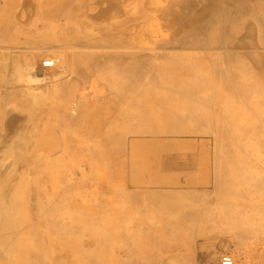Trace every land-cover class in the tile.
<instances>
[{"label":"bare ground","instance_id":"obj_1","mask_svg":"<svg viewBox=\"0 0 264 264\" xmlns=\"http://www.w3.org/2000/svg\"><path fill=\"white\" fill-rule=\"evenodd\" d=\"M16 1V0H15ZM32 1V0H31ZM30 1V2H31ZM34 1V0H33ZM32 1V2H33ZM46 1V0H45ZM85 1V0H83ZM89 2V0H87ZM104 1V0H103ZM116 0H114L115 2ZM121 1V0H120ZM133 1V0H132ZM145 0H143L144 2ZM176 1V0H175ZM230 1V0H229ZM235 1V0H234ZM240 2H243V1H249V0H238ZM263 1V0H262ZM17 2V1H16ZM29 1L27 2L30 3ZM35 2V1H34ZM72 2V1H71ZM94 2V0L92 1ZM92 2H89L88 4L92 3ZM128 2V1H126ZM136 5V2L133 1ZM139 2V1H138ZM149 2V1H148ZM220 2V1H219ZM232 2V1H231ZM36 3V2H35ZM76 3V1H75ZM75 3L71 4L72 6H68L67 7V11L70 13V14H74L75 10V7H78L80 6L78 3L77 5L78 6H75ZM119 3V2H118ZM117 3V4H118ZM122 3H123V0H122ZM152 3V2H151ZM151 3H148L147 2L145 3V5H151ZM160 3V2H159ZM171 3V2H170ZM178 3V2H177ZM225 3H228V2H225ZM234 3V2H233ZM25 4V3H24ZM34 4V3H33ZM53 4V3H52ZM84 4V3H83ZM86 4V3H85ZM87 4V5H88ZM93 4V3H92ZM117 4L113 5L114 7L116 8H107L105 10H99L98 13L94 16H92L93 14L92 13H89L88 15L86 13L82 14L81 16L83 17V19L88 22L90 25H93L94 24V21H95V24L99 23V22H96L99 18H102L101 19V22L102 23H108L109 26L111 27V30L114 32V35L115 33L117 32H120L121 34H126L127 31H129V28L133 27L135 28V26L139 23L141 24L140 22H147L146 20H144V12H137V13H134L133 10L135 8L138 7V5H134V9L133 7H131L130 5L133 6V4L131 3L129 6H130V10L133 9V10H129V6L125 9L124 6L121 7L120 4H119V7L120 8H123L121 10H125L122 14H120L117 9ZM128 4V3H126ZM153 4V3H152ZM192 4V3H191ZM229 4V3H228ZM17 5H18V2H17ZM16 5V6H17ZM20 5V4H19ZM29 5V4H28ZM31 6H33L31 3H30ZM35 5V4H34ZM61 5V4H60ZM104 5V4H103ZM124 5V4H123ZM190 5V4H189ZM225 7H228L226 6V4H224ZM223 5V6H224ZM232 5V3H231ZM235 5V4H234ZM4 6V5H3ZM75 6V7H74ZM141 6V5H140ZM139 6V7H140ZM167 6V5H166ZM244 6V5H243ZM20 7H23L22 5ZM24 7H26V4L24 5ZM35 7V6H34ZM91 7V6H89ZM95 7V5H94ZM111 7V6H110ZM138 7V9H139ZM143 7V6H142ZM149 7V6H148ZM153 7V6H152ZM235 7V6H234ZM254 7V6H253ZM251 7V8H253ZM33 8V7H31ZM80 8V7H79ZM159 10L163 11L165 9H168L169 7L167 8H161V7H157ZM161 8V9H160ZM216 8V7H215ZM224 8V7H223ZM222 8V9H223ZM239 8V7H237ZM19 9V8H18ZM39 9V8H38ZM37 9V10H38ZM85 9L88 10V8H86L85 6ZM95 9V8H94ZM113 9V10H112ZM117 9V10H116ZM128 9V10H127ZM137 9V10H138ZM143 9V8H142ZM141 9V10H142ZM144 9H145V6H144ZM153 9V8H152ZM151 9V10H152ZM157 9V10H158ZM171 10V8H169ZM168 9V10H169ZM211 9V7H210ZM235 9V8H234ZM247 9V8H246ZM20 10V9H19ZM18 10V11H19ZM32 10V9H31ZM36 10V12H38ZM154 10V9H153ZM169 10V11H170ZM225 10V9H224ZM237 10V9H235ZM240 10V9H238ZM22 11V10H21ZM43 11V10H42ZM89 11V10H88ZM87 11V12H88ZM143 11V10H142ZM149 11V10H147ZM168 11V12H169ZM229 11V10H228ZM241 11V10H240ZM257 11V10H256ZM32 12H35L32 10ZM44 12V11H43ZM58 12V10H57ZM56 12V14H57ZM61 12V11H60ZM67 12V13H68ZM80 11H78L79 13ZM91 12V11H90ZM122 12V11H120ZM159 12V11H158ZM167 12V11H166ZM216 12V11H215ZM243 12V11H242ZM247 12V11H246ZM18 14H20L19 12H17ZM27 13V12H25ZM40 13V12H39ZM77 12H75V15L77 16L76 14ZM82 13V12H81ZM160 13V12H159ZM163 13V12H162ZM171 13V11H170ZM173 13H175V11H173ZM172 13V16H174V14ZM23 14V13H21ZM55 14V13H53ZM59 14V13H58ZM62 14V13H61ZM69 14V16H70ZM153 14L152 12L150 13V15ZM232 14V12H231ZM244 14V12H243ZM254 14V13H253ZM17 15V14H16ZM27 15H29V13H27ZM25 15V16H27ZM158 15V14H156ZM166 15V14H165ZM168 15V14H167ZM205 15V13H204ZM240 15V14H239ZM19 16V15H18ZM33 16V14H32ZM36 16V15H35ZM52 16V15H51ZM54 16V15H53ZM147 16V15H146ZM161 17H157L159 18L158 20H160L162 18V14L160 15ZM234 17H236L237 15H233ZM242 16V15H241ZM258 16V15H257ZM261 16H264V15H261ZM11 17H14L11 16ZM31 17V16H30ZM36 17H39V16H36ZM80 17V16H79ZM154 17V16H153ZM156 17V16H155ZM154 17V18H155ZM206 17V16H205ZM230 17V13L226 12L225 14L220 11L217 16H216V19L217 18H228ZM15 18V17H14ZM78 17H76L77 19ZM149 18V17H148ZM154 19L155 22H157L158 20ZM166 18V17H165ZM251 18V17H250ZM26 19V18H25ZM35 19V18H34ZM40 19V18H39ZM50 19V18H49ZM72 19V18H71ZM138 19H142V20H139V21H136ZM184 19V18H183ZM215 17L212 16L211 20L208 22V23H205V26H202L200 23H198V21H186V20H181V21H176V20H173V24L171 23V26L173 30V38L170 39L169 41H163L164 43H159V48H161L162 52H158L156 54H153L152 55H145L143 56L142 58H140L136 63L137 64H134L133 62H127V63H122L120 60H116L115 58L113 57H109L108 55V59L103 63L102 61V64H101V68L102 69H99L101 72H105L107 75V80H110V81H113V80H116V76H118L120 79H123V81H115L116 83V87H118V89H120V93L116 94L115 95H112L111 97L115 99L116 97V100H118V102L120 104L118 105H113L112 103H109L108 105L106 106H96V105H90V108L85 112V114H83L82 116V119L84 120V123H87L88 125L91 126L90 128V131H88V129L85 128V126L83 124H80L78 120L79 118V114L81 111L80 110H77V104L74 103L71 104L72 105H67L68 107H63V111L64 113H68L69 115L65 116L64 118L67 120L65 125L67 127V125H69V123H72L74 121V124L75 126L77 127V129H80L78 132L81 134V135H85L86 137H88V135H93V134H96L98 136H100L102 138V141L104 143H106V145L110 147V150L108 149L109 147L105 146V148L107 147V153H108V150L111 151V153H114V150L115 148L117 149L118 151V148L122 147V143L124 145V140L122 139H125V138H121L120 139L118 138H114V137H111L109 136L108 134H106V137L100 132V124H102L103 122H101L99 124V120L97 121V118L98 117H103L105 118V120H109L111 124H115V125H118V126H121L120 128L127 132H132V133H141V134H149V135H157V134H181L182 133H211L213 135H215L216 137V141H217V144L219 145L220 141L221 140V144H222V147L223 148H226L225 150V155H223L221 157V160H220V166H222V164L224 165L222 169H219V171L217 172V180H218V185L219 186V197L223 195L224 193V187L225 186H228L231 182V177L230 175L232 174L234 177H236L237 174H240V169H239V161H238V155L235 156V154L233 152V154L231 153H228L227 152V145H225L226 141H224V137L221 138L220 136H222L224 133L226 134V140H227V136L228 134L227 133H233L236 132V128H234V126L236 124L233 123V127L232 128H227L226 125H224V121H225V118H227V116H229L230 118H232V120H235V106H231L229 109L227 108V106H229L230 104H227L228 102H232V105H233V101L236 100V99H239V100H245L248 95L250 94L251 90H252V86L250 85L249 82H247L246 80V71H247V62L245 60V58L247 56H249L252 61H257L258 62V55H257V52H252L253 50L251 49V55L250 53H246V52H242L239 54L238 51L240 50H244V49H247V48H250V42L252 41L251 38H254L256 37V35L254 36H251L252 35V31H254L253 29V25H251V23L253 22H250V25L249 26H246L243 24V21H237V22H234L233 26H232V29H231V34L233 35V38L232 40L228 41L224 38V35L225 33L227 32L226 31V28L224 27V25L226 23L224 22H216L215 20ZM240 18H238L237 20H239ZM242 19V18H241ZM21 20V19H20ZM29 20V19H28ZM31 20V19H30ZM70 20V19H69ZM74 20V19H73ZM82 20V21H84ZM153 20V19H152ZM188 20V19H187ZM194 20H196L194 18ZM261 20V19H260ZM23 20H21L20 22H22ZM26 21V20H24ZM40 21V20H39ZM68 21V20H67ZM84 21V22H85ZM100 21V19H99ZM163 22V20H161ZM165 21V19H164ZM169 21V20H168ZM202 21V20H201ZM251 21V20H250ZM263 21V20H261ZM19 22V21H18ZM47 22V21H46ZM100 22V23H101ZM129 22H135L132 24V26H128L127 25L125 26V24L128 23L129 25ZM166 22V21H165ZM258 22V21H257ZM23 23V22H22ZM69 23V21H68ZM71 23V22H70ZM73 23V22H72ZM87 23V24H88ZM160 23V22H159ZM170 23V22H169ZM260 23V21L258 22ZM264 23V22H263ZM15 24V23H14ZM26 24V23H25ZM37 24V23H36ZM88 24V26H89ZM136 24V25H135ZM147 24V23H146ZM162 24V23H160ZM254 24V23H253ZM256 24V23H255ZM262 24V23H261ZM17 25V24H16ZM31 25V24H30ZM166 26V23L164 24ZM229 25V24H228ZM257 25V24H256ZM264 25V24H263ZM38 26V25H37ZM36 26V27H37ZM53 26V25H52ZM56 26H58L56 24ZM86 25H84L85 27ZM94 26V25H93ZM102 26V25H101ZM143 26V25H142ZM149 26V25H148ZM147 26V27H148ZM157 27H159L157 24H156ZM252 29H251V27ZM62 27V26H60ZM99 26H97L98 28ZM138 27V26H136ZM146 27V26H145ZM256 27V26H255ZM21 28V27H20ZM33 28V27H32ZM58 28V27H57ZM56 28V29H57ZM77 28V27H76ZM79 28V27H78ZM83 28V27H82ZM93 29V27H91ZM140 28V27H139ZM167 28V27H166ZM228 28V27H227ZM38 30V27L36 28ZM43 29V28H42ZM55 29V30H56ZM86 29V27H85ZM88 29V27H87ZM99 29V28H98ZM104 29V27H103ZM19 30H25L23 29V26L21 29H18ZM28 30V28H27ZM31 30V29H30ZM50 30V29H49ZM106 30V29H105ZM168 30V28H167ZM36 31V30H35ZM46 31V30H45ZM48 31V29H47ZM52 31V34H53V30ZM57 31V30H56ZM74 31V30H73ZM102 31V30H101ZM100 31V33H101ZM111 31V33H112ZM137 31V30H136ZM184 31L186 32H189L188 35L185 33L184 34ZM22 33L25 32V31H21ZM75 32V31H74ZM70 31V32H67V31H61L62 35L65 34L67 36V38L69 39H66L67 44H63L62 43V40L61 41V45L59 46H68L69 47V40L71 39V42L75 43V40L73 39H80L81 37L82 38H85V40H87L86 38H89L90 39V36L91 35H86V34H82L83 31H76L75 33ZM132 32V31H131ZM138 32V31H137ZM167 32V31H166ZM236 32V33H235ZM108 33V32H107ZM110 33V32H109ZM133 34H137V33H134L132 32ZM153 33V32H152ZM155 33V32H154ZM153 33V34H154ZM229 33V32H228ZM251 33V34H250ZM256 33V32H255ZM25 34V33H23ZM29 34V33H28ZM34 34V33H33ZM36 34V32H35ZM39 34V32L37 33ZM42 34V32L40 33ZM51 34V35H52ZM58 34V33H57ZM60 34V33H59ZM90 34V33H89ZM103 34V32H102ZM105 34V33H104ZM113 34V33H112ZM132 34V35H133ZM144 34V33H143ZM236 34V35H235ZM26 35V34H25ZM24 35V37H25ZM31 35V34H30ZM44 35V34H43ZM111 35V34H110ZM127 35V34H126ZM142 35V33L140 34ZM227 35V33H226ZM225 35V36H226ZM21 36V35H20ZM28 36V35H27ZM34 37V35H32ZM39 36V37H38ZM37 38H40V35H38ZM61 36V35H59ZM142 36H145V35H142ZM148 36V35H147ZM251 36V38H250ZM46 37V36H45ZM50 37V36H49ZM65 37V36H64ZM99 37V36H98ZM104 37V36H103ZM111 37V36H110ZM115 37V36H114ZM128 37V35H127ZM134 37V36H133ZM140 37V36H139ZM162 37V36H161ZM26 38V37H25ZM48 38V37H47ZM52 38V37H51ZM56 38V37H55ZM93 39H90L91 41L92 40H95L96 37H92ZM258 38V37H257ZM5 39V38H4ZM27 39V38H26ZM41 39V38H40ZM133 39H136V35ZM168 39V38H167ZM256 38L253 39V41L255 40ZM11 40V39H10ZM19 40V39H18ZM48 39H46L45 41L41 40L42 41V44H44L43 42H47ZM56 40V39H55ZM100 40V39H98ZM150 40V39H149ZM3 41V39L1 40ZM13 41V39L11 40ZM25 44L28 42L27 40H25ZM35 41V40H34ZM60 41H58L60 43ZM65 41V42H66ZM88 41V40H87ZM91 41H88V42H84L83 40V45H80L82 43H79L78 44V41H76L78 45L80 46H83L85 48V44L89 45V43L91 44ZM103 41V40H102ZM142 41V40H141ZM146 41V39H145ZM144 41V42H145ZM252 41V42H253ZM21 43V41H19ZM30 42V41H29ZM27 43V44H31L32 42L30 43ZM54 42V41H53ZM70 42V43H71ZM81 42V40L79 41ZM93 42V41H92ZM95 42V41H94ZM123 42V41H122ZM136 41L133 40V43H135ZM152 42V41H151ZM260 42V40H259ZM258 42V43H259ZM18 43V41H17ZM71 43V44H72ZM109 43V42H108ZM112 42H110L109 44H111ZM143 43V42H142ZM141 43V44H142ZM146 43V42H145ZM148 43V42H147ZM156 43V42H155ZM254 43V42H253ZM257 43V42H256ZM261 43V42H260ZM1 44V43H0ZM3 44V43H2ZM7 44V43H6ZM13 44V43H12ZM23 44V43H22ZM36 44V43H35ZM38 44V43H37ZM46 44H49V43H46ZM55 44V47L58 45H56V42L53 43ZM94 44V43H93ZM90 45L88 47H92V48H97V47H101L102 49H106V50H109V49H112L116 46H111V45H107L106 43H104L105 46H99L100 44H95L96 46H93ZM130 44V43H129ZM137 43H135L136 45ZM139 44V43H138ZM144 44V43H143ZM150 44V43H149ZM255 44V43H254ZM4 45V44H3ZM16 45V44H15ZM21 45V44H20ZM39 45V44H38ZM45 45V44H44ZM43 45V46H44ZM52 46V43L49 44L48 47H46V50L47 48L51 47ZM85 45V46H84ZM114 45V44H113ZM115 45H118L116 44L115 42ZM125 45V44H123ZM127 45V44H126ZM134 45V46H135ZM148 45V44H147ZM151 45V44H150ZM17 46V45H16ZM41 45V47H43ZM121 46V45H120ZM149 46V45H148ZM256 46V45H255ZM254 46V48H255ZM12 49L14 47V44H13V47L12 45L10 46ZM24 46H22L21 48H23ZM27 47V46H26ZM25 47V48H26ZM38 47V46H37ZM36 47V48H37ZM45 47H43L42 49H45ZM76 47V46H75ZM74 47V49H76ZM119 47V46H118ZM116 47V48H118ZM156 47V46H155ZM261 47V46H260ZM4 48V47H3ZM24 48V49H25ZM35 48V47H34ZM39 48V47H38ZM66 48V47H64ZM78 48V47H77ZM122 48V46H121ZM125 48V46H124ZM127 48V47H126ZM147 48V46H145V49ZM153 49V47H150ZM252 48V47H251ZM257 48V47H256ZM29 49V48H28ZM27 49V50H28ZM32 49V48H31ZM40 49V48H39ZM149 49V48H148ZM207 49H217L219 52H217L216 54H212V56L210 55V53H206V54H203L201 52H199L200 50L203 51V50H207ZM259 49V48H258ZM257 49V50H258ZM262 49V48H261ZM3 50H7L6 48H4ZM73 50V49H72ZM166 50V51H165ZM187 50H189V52H186ZM249 50V49H248ZM15 51V50H14ZM31 51V50H30ZM44 51V50H43ZM50 51V50H49ZM61 51V50H60ZM71 51V50H70ZM95 51V50H93ZM105 51V50H104ZM119 51V50H118ZM121 51V50H120ZM132 51V50H131ZM155 51V50H154ZM247 51V50H245ZM250 51V50H249ZM259 51V50H258ZM8 52V51H7ZM19 52V51H18ZM75 52V51H74ZM82 52V51H81ZM147 52V51H146ZM152 52V51H150ZM14 53V52H13ZM12 53V54H13ZM47 53V52H46ZM72 53V51H71ZM76 53V52H75ZM87 53H89L87 51ZM92 53V52H91ZM106 53V51H105ZM253 53V54H252ZM255 53V54H254ZM259 53V52H258ZM7 54V53H6ZM44 54V53H43ZM95 52L93 54H90L88 56V58L90 60L92 59H95L97 57V54H95ZM134 54V53H133ZM151 54V53H149ZM207 54L210 55V57H207ZM249 54V55H248ZM8 55V54H7ZM14 56L16 54H13ZM12 55V56H13ZM23 55V54H22ZM25 55V54H24ZM32 55V54H31ZM72 55V54H71ZM135 55V54H134ZM188 55L190 56V58H192V60L189 59ZM203 56H206L205 60L206 62H208L207 64V69L206 71H203L196 63V59H199L201 60V58ZM254 55H257L255 56L254 59H252L251 56H254ZM18 56V55H17ZM76 58L78 55H75ZM84 56V55H83ZM117 56V55H116ZM124 56V55H123ZM138 56V55H137ZM260 56V54H259ZM9 57V56H8ZM11 57V56H10ZM9 57V58H10ZM37 58V56H35ZM39 59H40V64H41V67H42V64L44 61L46 60H50V59H58V62L57 64L52 67V68H59V67H62L63 68V65L61 64L60 65V58L59 57H55L53 55H48L47 56H43L42 55L40 56L39 54ZM66 57V56H65ZM86 57V56H85ZM84 57V59H85ZM121 58V56H119ZM126 57V56H124ZM136 57V56H135ZM12 58V57H11ZM75 58V59H76ZM79 58V57H78ZM82 58V57H81ZM79 58V59H81ZM118 58V57H117ZM3 59V58H2ZM1 59V60H2ZM83 59V60H84ZM106 59V58H105ZM195 59V60H194ZM257 59V60H256ZM19 62L18 63H13L11 64L10 63V67H12L9 71L12 72L13 76L14 74L17 76L15 77L13 80L8 79V81H13L14 83H16V81H18L21 76H22V73H23V70L24 69V66L28 68H31L33 69L37 63H35L36 61H34V57L32 58L31 56L28 57V56H21L20 58H18ZM71 60V58H70ZM77 60V59H76ZM75 60V63H77ZM99 60V59H98ZM126 60V59H125ZM130 60V59H129ZM148 60V61H146ZM194 60V62H193ZM264 60V59H263ZM262 60V61H263ZM5 61V59H4ZM12 61V60H11ZM87 61V60H86ZM261 61V62H262ZM66 62V61H65ZM64 62V63H65ZM72 61H70L71 63ZM80 62V61H78ZM100 62V63H101ZM145 62V63H144ZM220 62L223 63L224 66H222L220 64ZM261 62L259 65H261ZM5 63V62H4ZM74 63V62H73ZM255 62V64H257ZM3 64L2 61L0 62V65ZM6 66L3 64L0 66V74H3V73H7L8 71V63L6 62ZM98 64V62H97ZM264 64V63H263ZM12 65V66H11ZM38 65V64H37ZM71 65V64H70ZM90 65V64H89ZM89 65L88 68H89ZM254 65V64H253ZM259 65H256V67L258 68ZM74 66V65H73ZM78 66V65H77ZM76 66V67H77ZM86 66V65H84ZM90 69H88L87 67V70L90 71V74L91 73V68H92V65H90ZM263 66V65H261ZM75 67V68H76ZM74 68V67H73ZM74 68V70H75ZM83 68V67H82ZM85 68V70H86ZM68 69H70L68 67ZM92 69H95L94 67ZM263 69V68H262ZM26 70V69H25ZM71 70V69H70ZM84 70V71H85ZM264 70V69H263ZM78 71V70H77ZM88 71V72H89ZM95 71V70H94ZM258 71V70H257ZM80 72V71H79ZM82 72V71H81ZM88 72H85L87 73L88 75ZM262 72V71H261ZM58 74H61V73H58ZM68 74V73H67ZM5 75V74H4ZM29 74H27L28 76ZM6 76V75H5ZM3 76V78L5 77ZM68 76V75H67ZM66 76V77H67ZM79 77L82 76L83 77V74H80L78 75ZM254 76V75H253ZM75 77V76H74ZM81 77V78H82ZM87 77V76H86ZM85 77V78H86ZM7 78V77H6ZM28 81H32L33 83L38 81V80H34V79H31L32 77L29 75L27 77ZM57 78V77H56ZM78 78V77H77ZM254 78V77H253ZM62 79V78H61ZM71 77L68 79L70 80ZM80 78H78L79 80ZM23 80V79H22ZM4 81V80H2ZM25 81V80H24ZM54 81V80H53ZM52 81V82H53ZM61 81V80H60ZM71 81V80H70ZM80 81V80H79ZM220 82L221 84V87L223 89V98H222V106L221 107V116L223 115V117H225V115H227L224 119H223V125L222 124H219L218 126H210L208 124V121L211 120V116H212V113L214 112L215 110V113L217 114V111L219 113V110H217V107L214 106V100L216 99V92L214 93V86H215V82ZM253 81V80H252ZM5 82V81H4ZM20 82V81H19ZM40 82V81H39ZM47 82V81H46ZM55 82V81H54ZM68 82V81H67ZM66 82V83H67ZM23 83V82H22ZM105 83V82H104ZM103 83V84H104ZM63 84V83H61ZM79 84V82H78ZM252 84V83H251ZM4 85V83H3ZM19 85V84H18ZM18 85H17V88H18ZM38 85V84H37ZM53 85V84H52ZM253 85V84H252ZM8 86V85H7ZM24 86V85H23ZM54 86V85H53ZM75 86V85H74ZM80 86V85H79ZM105 86V85H103ZM109 86V85H107ZM1 87V86H0ZM16 87V86H15ZM32 87V86H31ZM60 87V86H59ZM212 87H213V90H212ZM12 88V87H11ZM64 88V87H63ZM67 88V87H66ZM65 88V89H66ZM80 88V87H78ZM106 88V87H105ZM108 88V87H107ZM216 88V86H215ZM54 90V87L52 88ZM76 89V88H75ZM123 89H127L128 92L125 94V97L121 98V94H122V90ZM4 90V88H3ZM7 90V88L5 89ZM18 90V89H17ZM46 90V89H45ZM61 90V89H60ZM60 90L58 93H60ZM68 90V88H67ZM80 90V89H79ZM259 90V89H258ZM10 91V92H9ZM7 90L6 92H9V93H6L4 96V99L7 98L6 101H8L7 103L9 104V99L10 97H13V100H22L23 101V104L25 105V108L27 110H29V114H32V110H34V107L33 105L36 103V99L39 97V95L37 96V98L35 97H32L29 93H25L24 92H20V93H17L18 91H16L15 93H12L11 92V89L10 90ZM22 91V90H21ZM49 91V90H48ZM85 91V90H83ZM82 91V92H83ZM45 92V91H43ZM51 92V91H50ZM49 92V93H50ZM56 92V91H54ZM81 92V93H82ZM221 92V91H220ZM42 93V92H41ZM76 93V92H74ZM1 94V93H0ZM3 94V93H2ZM40 94V93H39ZM44 94V93H43ZM48 94V92H47ZM62 94V93H61ZM60 94V95H61ZM32 95H36V94H32ZM57 95V94H56ZM76 95V94H75ZM41 96H43L41 94ZM40 96V97H41ZM46 96V95H45ZM59 96V95H58ZM80 96V95H79ZM77 95V98L79 97ZM220 96V95H219ZM250 96V95H249ZM3 97V96H2ZM70 97V96H69ZM82 97V96H81ZM106 97V96H105ZM229 97V98H228ZM42 98V97H41ZM49 98V97H48ZM47 98V99H48ZM57 98V97H56ZM63 98V97H62ZM73 98V97H72ZM249 98V97H248ZM247 98V99H248ZM45 98V100H47ZM50 99H51V96H50ZM68 99V97H67ZM230 99V101H229ZM260 99V98H259ZM258 99V100H259ZM11 100V99H10ZM39 100V99H37ZM44 100V99H43ZM52 100V99H51ZM59 100V98H58ZM57 100V101H58ZM72 100V99H71ZM74 100V99H73ZM105 100V99H103ZM252 100V99H251ZM60 101V100H59ZM94 101V100H93ZM102 101V100H101ZM107 100H105L106 102ZM237 101V100H236ZM13 102V101H12ZM17 102V101H16ZM39 103V101H37ZM53 102V100L51 101ZM63 102V101H61ZM81 102V100H80ZM79 102V103H80ZM253 102V100H252ZM5 103V101H4ZM11 103V102H10ZM32 103H34L32 105ZM58 103V102H57ZM103 103V102H102ZM220 103V102H219ZM256 103V102H254ZM259 103V102H258ZM262 103V101H261ZM1 104V103H0ZM15 104V103H14ZM32 106H31V105ZM82 104V103H81ZM241 104V103H240ZM11 105V104H10ZM37 105V104H36ZM54 105V104H53ZM58 105V104H57ZM56 105V106H57ZM83 105V104H82ZM5 106H7L5 104ZM3 105V107H5ZM38 106V105H37ZM55 106V107H56ZM59 106V105H58ZM61 106V105H60ZM239 106H242V105H239ZM10 107V106H9ZM8 107V108H9ZM14 107L16 106H13L12 108L14 109ZM20 107V106H19ZM83 107V106H81ZM88 107V106H86ZM249 107V105H248ZM38 108V107H37ZM84 108V107H83ZM243 108V107H242ZM251 108V107H250ZM11 109V108H10ZM10 109H4L3 108V117L1 118V127H2V130L0 131V264H78V263H81V264H120V263H116V260H117V257L114 256V253L111 254V256H108L107 254L108 253H105L104 255H102L103 257H105V260H107L106 262L101 260L102 258H98V254L101 253V250H102V240L100 239L101 238V234L102 231L101 229H98L96 230L95 232H90L89 231V226L91 225H98L99 226H102L103 227V223L98 220L97 217H93V215H88V209H89V203L90 202H87V200L85 199L84 195L88 194V193H84L82 191L79 192H76L75 189L73 190V187H72V182L70 183V172L67 168V170H65V172L63 173V170L60 169L62 168V165L63 166H68L70 163H69V158H67V155L65 154V156H60L59 160L57 157L53 158V156H47V154H43V156H46V158L42 157V155H40L42 152L41 150L38 151V149L42 146V145H46V144H42V142H40V139H41V136L38 135L37 131H38V125H37V121L35 122L36 124V127L33 126V130H29L28 132H26V135L25 134V131H26V128H27V125L29 122L28 119H30L29 117L27 116H30L27 114V118L24 119V116L23 115H20V114H23V113H18V114H13L14 112H11L9 111ZM31 109V111H30ZM197 109V112H195ZM241 109V108H240ZM259 109H262L261 107H258L257 110ZM17 110V109H16ZM20 110V108H19ZM25 110V109H24ZM55 110V113H56V109L53 107V111ZM58 110V109H57ZM252 110V109H251ZM13 111V110H12ZM15 111V110H14ZM37 111V109H35V112ZM48 111V110H47ZM52 111V112H53ZM76 111V113L74 112ZM241 110H239L240 112ZM19 112V111H18ZM50 112V111H49ZM62 112V111H61ZM71 112H74L75 115H73V117H71L70 113ZM17 113V111L15 112ZM47 113V112H46ZM84 113V112H83ZM243 113V112H242ZM241 113V115H242ZM40 114V112H39ZM54 114V113H53ZM214 114V113H213ZM237 114V113H236ZM255 114V113H254ZM48 115V114H47ZM65 115V114H64ZM244 115V113H243ZM256 115V114H255ZM1 116V115H0ZM23 116V117H22ZM33 115H31V118H32ZM39 116V115H38ZM46 116V114H45ZM51 116V115H50ZM54 117V115H52ZM240 116V115H238ZM258 116V115H256ZM262 116V115H261ZM219 117H220V114H219ZM242 117V116H241ZM259 117V116H258ZM38 118V117H37ZM47 119H45L46 121L48 120L49 116L48 117H45ZM52 118V117H51ZM57 118V117H56ZM53 119V118H52ZM55 119V117H54ZM54 119H53V122H54ZM228 119V118H227ZM226 119V120H227ZM242 119V118H241ZM252 119V118H251ZM257 119V118H256ZM38 120V119H37ZM61 120V119H60ZM104 120V119H103ZM239 120V119H238ZM255 120V119H254ZM56 121V120H55ZM105 122V121H104ZM218 122V120H217ZM220 122V121H219ZM218 122V123H219ZM245 122V121H244ZM32 123V122H31ZM34 123V122H33ZM51 123V122H50ZM55 123V122H54ZM211 123V122H210ZM213 123H214V120H213ZM248 123V122H247ZM246 123V125H247ZM250 123V122H249ZM42 124V123H40ZM39 124V125H40ZM244 124V123H242ZM34 125V124H33ZM64 125V124H63ZM104 125V124H102ZM217 125V124H215ZM245 125V126H246ZM32 126V125H31ZM41 126V125H40ZM44 127L43 124L41 126V128ZM65 127V129H66ZM258 127V125H257ZM28 128H30L28 126ZM32 128V127H31ZM250 128V127H249ZM253 128V127H252ZM57 129V127H56ZM231 129V130H230ZM260 129V128H259ZM258 129V130H259ZM263 129V128H262ZM60 130V128H59ZM105 130V129H104ZM120 130V129H119ZM118 130V131H119ZM249 130V129H248ZM256 131V129H254ZM261 130V129H260ZM31 131V132H30ZM45 131V130H44ZM99 131V132H97ZM118 131H114V133H118ZM122 131V130H121ZM48 132V130H47ZM60 132V131H59ZM94 132V133H93ZM61 133V132H60ZM93 133V134H92ZM121 134V132H119ZM246 133V132H245ZM258 133V131H257ZM119 134V135H120ZM123 134V133H122ZM239 134V133H238ZM249 134V133H248ZM62 135V133H61ZM114 135V134H113ZM124 135V134H123ZM186 135V134H185ZM199 135V134H198ZM207 135V134H206ZM205 135V136H206ZM94 136V135H93ZM116 136V135H114ZM138 136V135H137ZM225 136V135H224ZM234 136V135H233ZM237 136V135H236ZM256 136V135H255ZM262 136V135H261ZM32 137V138H31ZM70 136H66V138H64V141L61 140V142H63L61 144V146L65 147L66 149H64L65 151L68 150V146H70L69 144V141L71 140L69 138ZM123 137V136H122ZM125 137V136H124ZM131 137V136H130ZM159 137V135H158ZM163 137V135H162ZM170 137V136H169ZM174 137V136H173ZM184 137V136H183ZM187 137V136H185ZM210 137V136H209ZM229 137V136H228ZM249 137V136H248ZM85 138V137H84ZM91 138V137H90ZM128 138V137H127ZM144 138V137H143ZM160 138V137H159ZM188 138V137H187ZM192 138V137H191ZM207 138V137H206ZM231 138V137H229ZM250 138V137H249ZM96 139V138H95ZM156 140L158 139L157 137L155 138ZM154 139V140H155ZM190 139V138H189ZM212 139V138H211ZM236 139V138H235ZM246 138H244L245 140ZM253 139V138H252ZM161 141V138L158 139ZM183 140V139H182ZM207 140V139H206ZM231 140V139H230ZM233 140V138H232ZM260 140H262L260 138ZM78 141V140H77ZM93 141V140H92ZM98 141V140H97ZM147 141V139H146ZM149 141V140H148ZM159 141V142H160ZM163 141V140H162ZM161 141V142H162ZM229 141V140H228ZM235 141V140H233ZM83 142V141H82ZM85 142V141H84ZM84 142L82 145H84ZM170 142V141H169ZM167 142V145L168 143ZM173 142V141H172ZM183 142V141H182ZM252 142V141H251ZM71 143V142H70ZM90 143V142H89ZM148 143V142H147ZM156 143V141H155ZM206 143V142H205ZM216 143V142H215ZM214 143V144H215ZM261 143V141L259 142ZM75 144V143H74ZM159 143L155 144V145H158ZM229 144V143H228ZM244 144V143H243ZM247 144V143H246ZM251 144V143H250ZM72 145V144H71ZM90 145V144H89ZM119 145V146H118ZM141 145H143L141 143ZM163 145V144H162ZM176 145V144H174ZM216 145V144H215ZM264 144H262L263 146ZM93 146V145H92ZM129 146V145H128ZM135 146V145H134ZM146 146V145H145ZM147 146H150V145H147ZM170 146V145H169ZM183 146V145H182ZM52 143L49 144V146L46 147L47 151H51L52 150ZM76 147V146H75ZM85 147V146H84ZM94 147V146H93ZM126 147V146H125ZM137 147V146H136ZM139 147V146H138ZM156 149L155 146H153ZM159 147V145H158ZM178 147V146H177ZM187 147V146H186ZM189 147V146H188ZM215 147V146H214ZM229 147V146H228ZM264 147V146H263ZM144 148V147H143ZM148 148V147H147ZM172 148H174L172 146ZM31 149V152L33 153L32 155L35 154V156L33 157H24V153L25 151L27 152V150ZM75 149V148H73ZM77 149H78V146H77ZM77 149H75L77 151ZM87 149V148H86ZM104 149V148H103ZM103 149H98V150H103ZM122 149V148H121ZM128 149V148H127ZM136 149V148H134ZM150 149V148H148ZM153 149V148H152ZM162 149H163V146H162ZM216 149V148H215ZM231 149V148H230ZM243 149V148H242ZM255 149V148H254ZM62 150V149H60ZM59 150V151H60ZM97 150V148H96ZM106 149H104L105 151ZM141 150V149H140ZM138 150V151H140ZM173 150V149H172ZM178 150V149H177ZM58 151V150H57ZM70 151V150H68ZM90 151V150H89ZM123 151V150H122ZM130 151V150H129ZM133 151V150H132ZM173 151H176V150H173ZM184 151V149H183ZM186 151H189V150H186ZM233 151V150H232ZM39 152V153H37ZM55 152V151H54ZM53 152V153H54ZM84 152V151H83ZM95 152V151H93ZM99 152V151H97ZM119 152V151H118ZM242 152V151H241ZM48 153V152H47ZM62 153V152H61ZM71 153V152H69ZM101 153H103L101 151ZM100 153V155H101ZM110 153V152H109ZM120 153V152H119ZM157 153V151H156ZM217 153V152H216ZM63 154V153H62ZM96 154V153H95ZM115 154V153H114ZM114 154L111 155V158H110V167L109 169L111 168V166H113L115 163L114 161ZM118 154V153H117ZM137 154V153H136ZM181 154V153H180ZM48 155H50L48 153ZM64 155V154H63ZM94 155V154H92ZM125 155V153H124ZM246 155V154H244ZM259 155V154H258ZM98 156V155H97ZM116 156V155H115ZM122 157H125L123 156V154L121 155ZM136 156V155H135ZM63 157L65 158V160L63 159ZM120 157V156H119ZM121 158V157H120ZM130 158V157H128ZM133 157H131L132 159ZM141 158V157H140ZM139 158V159H140ZM144 158V157H143ZM162 158V157H161ZM247 158V157H246ZM249 159V158H248ZM58 160V161H57ZM62 160V161H61ZM124 160V159H123ZM122 160V161H123ZM61 161V162H60ZM71 161V160H70ZM125 161V160H124ZM123 161V162H124ZM130 161V160H129ZM73 162V160H72ZM95 162V161H94ZM59 163H61L60 165H58ZM109 163V162H108ZM131 163V162H130ZM241 163V162H240ZM74 164V163H73ZM79 164V163H78ZM118 164V163H117ZM80 165V164H79ZM108 165V164H107ZM134 165V164H133ZM217 165V164H215ZM242 165V164H241ZM257 165V164H256ZM254 166V165H253ZM260 166V165H259ZM40 168L42 169V172L43 173V183L48 187L47 183L49 184V186H52L54 185L52 183L53 181V178L51 179V175L53 174H63V176H65V179L67 181L64 182L66 183V187L63 186V190L61 191L60 193V196H59V201L62 203L60 206H59V212H60V215H64V214H67V215H71V214H74V210H77L79 211L78 212V219L76 221V223L78 224V229L76 231L72 230L70 227H66V228H60V230H55V231H52L51 233H56L59 235V239L56 240L57 242V245L54 247L55 248V255L53 256H49L46 254V252H44L43 250L45 249V245L47 244L48 242V239L46 238V235L44 234V231H43V225H44V221L42 220L41 218V213L40 215L35 211V208H39L40 206V201L42 200V197H44L46 194H50V193H47L49 192V189L48 191L46 192V190L43 192V188L41 187H38V188H30L31 186L29 185L28 181L26 180V178L29 176L28 174V171L30 172L29 169H33V168ZM60 167V168H59ZM78 167V166H77ZM81 167V166H80ZM100 167H101V164H100ZM124 167V166H122ZM108 168V167H107ZM221 168V167H220ZM249 168V167H248ZM261 168V167H260ZM259 168V169H260ZM80 169V168H79ZM93 169H96V168H93ZM106 169V168H105ZM262 169V168H261ZM92 170V169H91ZM103 170V169H102ZM124 170V169H123ZM263 170V169H262ZM34 171V170H32ZM71 171V170H70ZM76 171V170H74ZM84 169H80V175L78 176V185H76L77 187H82L84 185V183L87 181L86 180V176L84 175ZM116 171V170H115ZM27 172V175L28 176H24ZM36 172V171H35ZM78 172V171H77ZM113 172V171H112ZM243 172V170H242ZM254 172V171H253ZM91 173V172H90ZM94 172H92L91 174H94ZM32 174V173H31ZM37 174V173H36ZM34 174V175H36ZM65 174V175H64ZM99 172L98 170H96V173L94 176H98ZM114 174V173H113ZM216 174V172H215ZM246 174V173H245ZM255 174V173H254ZM33 175V174H32ZM84 175V176H83ZM87 175V174H86ZM89 175V173H88ZM87 175V176H88ZM104 175V174H103ZM253 175V174H252ZM62 176V178H63ZM74 176V175H73ZM72 176V177H73ZM77 176V175H76ZM112 176V175H111ZM126 176V175H125ZM239 176V175H238ZM37 177V176H36ZM35 177V178H36ZM41 177V176H40ZM54 177V176H52ZM57 177V176H56ZM61 177V176H60ZM104 177V176H103ZM119 177V176H118ZM117 177V178H118ZM244 177V176H243ZM256 177V176H255ZM29 178V177H28ZM31 178V177H30ZM50 178V180L48 181V179ZM88 178V177H87ZM114 178H115V175H114ZM156 178V177H155ZM216 178V177H215ZM248 178V177H246ZM263 178V177H262ZM34 179V177H33ZM32 179V180H33ZM38 179V177H37ZM61 179V178H60ZM100 179V178H98ZM105 179V178H104ZM121 179V178H120ZM119 179V180H120ZM157 179V178H156ZM166 179V178H165ZM233 179V178H232ZM63 180V179H61ZM74 180V179H73ZM106 180V179H105ZM123 180V179H122ZM216 180V179H215ZM260 180V179H259ZM31 181V179L29 180ZM75 181V180H74ZM96 181V179H95ZM99 180H97L98 182ZM111 181V180H110ZM117 181V179H116ZM121 181V180H120ZM264 181V180H263ZM37 180L35 181V183H31V184H36ZM61 182V181H59ZM161 182V181H160ZM260 182V181H259ZM262 182V181H261ZM260 182V183H261ZM102 183V182H101ZM107 183V182H105ZM251 183V182H250ZM43 184V185H44ZM74 184V183H73ZM88 184V183H87ZM92 184V183H91ZM112 184V183H110ZM115 184V183H114ZM255 185H257L255 182H254ZM90 185V184H89ZM116 185V184H115ZM85 186V185H84ZM105 186V185H104ZM236 186V185H235ZM91 187V186H90ZM103 187V186H102ZM101 187V189H102ZM110 187V186H109ZM114 187V186H112ZM116 187V186H115ZM114 187V188H115ZM62 188V187H61ZM75 188V187H74ZM94 189V187H92ZM216 188V187H215ZM245 188V187H244ZM261 188H262V185H261ZM78 189V188H76ZM82 189V188H81ZM91 189V188H90ZM109 189V188H108ZM107 189V191H108ZM236 189V188H235ZM234 189V191H235ZM241 188H239L240 190ZM51 190V189H50ZM79 190V189H78ZM83 190V189H82ZM104 190V189H103ZM253 190V189H251ZM93 191V190H92ZM91 191V192H92ZM255 191V190H254ZM54 192V191H53ZM76 192V193H75ZM98 192V191H97ZM100 192V191H99ZM106 192V191H105ZM104 192V194H105ZM112 192V191H111ZM214 192H216V190H214ZM239 192H242L241 190ZM55 193V192H54ZM114 193V192H112ZM164 193V192H162ZM167 193V192H166ZM247 193V192H246ZM260 193V192H259ZM259 193H258V196H259ZM78 194V195H76ZM99 194V193H98ZM107 194V193H106ZM110 194V192H109ZM168 194V193H167ZM172 195V193H170ZM215 194H218V193H215ZM263 194V193H262ZM55 195V194H54ZM117 195V194H116ZM176 195V194H175ZM229 195V194H228ZM234 195V194H233ZM103 196V195H102ZM113 196V195H112ZM111 196V197H112ZM126 196V194H125ZM129 196V195H128ZM156 196V195H155ZM159 196V195H158ZM157 196V198H158ZM165 196H167L165 194ZM173 196V195H172ZM187 196V195H186ZM200 196V195H199ZM235 196V195H234ZM239 196V195H238ZM49 195H46L45 199L48 198ZM88 197V196H87ZM109 197V196H108ZM177 197V196H176ZM175 197V198H176ZM215 197V196H214ZM217 197V196H216ZM237 197V195H236ZM99 198V197H98ZM105 198V197H104ZM114 198V197H113ZM162 198V196H161ZM228 198V197H227ZM232 198V197H231ZM263 198V196H262ZM49 200L51 198H48ZM56 199V197H55ZM89 199V198H88ZM93 199V198H92ZM101 199V198H99ZM163 199V198H162ZM166 199V198H165ZM171 199V198H170ZM174 199V197H173ZM172 199V200H173ZM191 199V198H190ZM215 199V198H214ZM213 199V200H214ZM239 199V198H238ZM241 199V198H240ZM264 199V198H263ZM35 200V201H34ZM90 200V199H89ZM98 200V199H96ZM107 200V199H106ZM182 200V199H180ZM217 200V199H216ZM221 200V199H219ZM224 200V199H222ZM242 200V199H241ZM258 200V198H257ZM55 206H54V211H51L49 214L50 215H55L56 213V210L58 208V205L57 203L58 202H55V200H53ZM92 201V200H91ZM103 201V200H102ZM108 201V200H107ZM113 201V200H112ZM169 201V200H168ZM175 201V200H174ZM178 201V200H177ZM192 201V200H191ZM209 201V200H208ZM211 201V200H210ZM43 202V201H42ZM160 202V201H159ZM163 202V201H162ZM179 202V201H178ZM195 202V201H194ZM255 202V201H254ZM97 203V202H96ZM158 203V202H157ZM156 203V204H157ZM161 203V202H160ZM159 203V204H160ZM173 203V202H172ZM176 203V202H175ZM226 203V202H225ZM225 203H222L220 205V210H222V213L223 211L227 212V211H230V205L228 204H225ZM250 203V202H249ZM258 203V202H257ZM59 204V203H58ZM107 204V203H106ZM167 204V203H166ZM235 204V203H234ZM263 204V203H262ZM50 205V204H49ZM95 205V204H94ZM124 205V204H123ZM122 205V206H123ZM171 205V204H169ZM173 206H175V204H172ZM209 205V204H207ZM214 205V204H213ZM216 205V204H215ZM232 205H233V202H232ZM231 205V206H232ZM261 205V204H260ZM259 205V206H260ZM264 205V204H263ZM262 205V206H263ZM43 206V205H41ZM48 206V205H47ZM93 206V205H92ZM121 206V207H122ZM134 206V204H133ZM162 206V205H161ZM183 206V205H182ZM204 206V205H203ZM91 207V206H90ZM105 208V206H103ZM119 207V209L121 208ZM128 207V206H127ZM132 207V205H131ZM137 207V206H136ZM159 207V206H158ZM163 207H164V204H163ZM201 207V206H200ZM199 207V208H200ZM213 207V206H212ZM215 207V206H214ZM242 207V206H240ZM251 207V205H250ZM256 207V206H255ZM261 207V206H260ZM102 208V207H101ZM103 208V209H104ZM124 208V207H123ZM126 208V207H125ZM129 208V207H128ZM128 208L126 209L128 211ZM138 208V207H137ZM168 208V206H167ZM172 208V207H171ZM245 208V207H244ZM242 208V209H244ZM41 209V208H40ZM39 209V211H40ZM109 209V208H108ZM107 209V210H108ZM132 209V208H131ZM131 209H130V212H131ZM134 209V208H133ZM194 209V208H193ZM219 209V208H218ZM258 209V208H257ZM49 210V209H48ZM92 209L90 208V211ZM124 209V211H126ZM138 210H140L138 208ZM168 210V209H167ZM191 209H189L190 211ZM195 210V209H194ZM192 210V211H194ZM198 210V209H197ZM210 210V209H209ZM216 210V209H215ZM238 210V209H237ZM236 210V211H237ZM105 211V210H104ZM122 211V210H121ZM123 211V212H124ZM144 211V210H143ZM158 211V210H157ZM187 211V209H186ZM188 211V212H189ZM196 211V210H195ZM199 211V210H198ZM208 211V210H207ZM218 211V210H217ZM240 211V210H238ZM248 211V210H247ZM258 211V210H257ZM101 212V210H100ZM115 212V211H112V213ZM147 212V211H146ZM214 212V210H213ZM43 213H45L43 211ZM116 213V212H115ZM191 213V212H190ZM196 213V212H195ZM205 213V212H204ZM203 213V214H204ZM221 213V212H220ZM239 213V212H238ZM237 213V214H238ZM241 213H243V210H241ZM125 214V213H124ZM128 214V213H127ZM134 214V213H133ZM140 214V213H139ZM156 214V213H155ZM187 214V213H186ZM185 214V215H186ZM206 214V213H205ZM211 214V213H210ZM232 214V213H231ZM236 214V215H237ZM75 215V214H74ZM130 215V213H129ZM138 215V214H137ZM167 215V214H166ZM169 215V214H168ZM188 215V214H187ZM194 215V214H193ZM198 214H196L197 216ZM200 215V214H199ZM209 215V214H208ZM213 215V214H212ZM233 215V214H232ZM43 216H46L45 214ZM57 216V215H56ZM73 216V215H72ZM111 216V214H110ZM136 216V215H135ZM164 216V215H163ZM215 216V215H214ZM220 216V215H219ZM122 217V216H121ZM132 217V216H131ZM130 217V218H131ZM134 217V216H133ZM140 217V216H139ZM158 217V216H157ZM180 217V216H179ZM183 217V216H182ZM205 217V216H204ZM236 217H240V216H236ZM252 217V216H251ZM250 217V219H251ZM256 216H254L255 218ZM148 218V216H147ZM153 218V217H152ZM170 218V217H169ZM187 218V217H186ZM192 218V217H190ZM209 218V217H208ZM222 218V217H221ZM127 219V217L125 218ZM135 218H133L134 220ZM143 219V218H142ZM151 219V218H150ZM200 219V218H199ZM198 219V220H199ZM202 219V218H201ZM249 219V220H250ZM257 219V218H255ZM50 220V219H48ZM116 220V219H115ZM137 220V219H135ZM140 220V218H139ZM165 220V219H164ZM185 220V219H183ZM189 220V219H187ZM196 220V221H198ZM242 220V219H241ZM60 221V220H59ZM112 221V220H111ZM138 221V220H137ZM148 221V220H147ZM151 221V220H150ZM156 221V220H154ZM153 221V222H154ZM193 221V220H192ZM206 221V220H205ZM223 221V220H222ZM240 221V220H239ZM56 222V221H55ZM116 222V221H115ZM114 222V223H115ZM124 222V221H123ZM158 222V221H157ZM155 222V223H157ZM164 222V221H163ZM226 222V221H224ZM65 223V222H64ZM113 223V222H112ZM133 223V222H132ZM150 223V222H149ZM168 223V222H167ZM205 223V222H204ZM241 223V222H240ZM56 224V223H55ZM67 224V223H66ZM134 224V223H133ZM140 224H143V223H140ZM151 224H152V221H151ZM157 224H160L161 223H157ZM169 224V223H168ZM184 224V223H183ZM203 224V223H202ZM226 224V223H225ZM54 225V224H53ZM51 225V226H53ZM113 225V224H112ZM112 225H109V226H112ZM124 225V224H123ZM127 225V224H126ZM126 225H125V228H126ZM131 225V224H130ZM138 225V224H137ZM154 225V224H152ZM163 225V223H162ZM185 225V224H184ZM183 225V226H184ZM223 225V224H222ZM220 224V226H222ZM58 226V225H57ZM157 226V225H156ZM164 226V225H163ZM200 226V225H199ZM225 226V225H224ZM245 226V225H244ZM259 226V225H257ZM169 227V226H168ZM198 227V226H197ZM208 227V226H207ZM255 227V226H254ZM260 227V226H259ZM49 228V227H48ZM149 228V227H148ZM147 228V229H148ZM161 228V227H160ZM188 228L191 229V227H189L188 225ZM218 228V227H217ZM221 228V227H220ZM223 228V227H222ZM227 228V227H226ZM244 228V227H243ZM246 228V227H245ZM252 228L253 230V227H250ZM111 229V228H110ZM121 229V228H120ZM155 229V227L153 228ZM219 229V228H218ZM247 229V228H246ZM255 230H257L258 233H260V228H259V231H258V228H254ZM130 230V229H129ZM132 230V229H131ZM130 230V231H131ZM151 229H149L150 231ZM156 230V229H155ZM224 230V229H223ZM254 230V231H255ZM262 230V229H261ZM113 233H115V231L113 230H110ZM109 231V234L111 233ZM121 231V230H120ZM126 231L128 230H125V234H126ZM140 231V230H139ZM144 231V230H143ZM148 231V230H147ZM148 231V232H149ZM161 231V230H160ZM164 231V230H163ZM162 231V232H163ZM221 231V230H220ZM247 231V230H246ZM264 231V230H263ZM262 231V233H264ZM76 232L78 235H79V238L78 240H73L70 238V233H74ZM146 232V233H148ZM159 232V231H158ZM157 232V233H158ZM167 232V231H166ZM184 232V231H183ZM196 232V231H195ZM223 232V231H222ZM49 233V232H48ZM129 233V231H128ZM141 233V232H140ZM139 233V234H140ZM144 233V232H143ZM168 233V232H167ZM181 233V232H180ZM186 233V232H185ZM189 233V232H188ZM191 233V232H190ZM255 233V232H254ZM111 234V235H112ZM122 236H123V231L121 232ZM150 234V232H149ZM179 234V233H178ZM232 234V233H231ZM247 234V233H246ZM245 234V235H246ZM251 234H253L251 232ZM257 233H255V236H256ZM261 234V233H260ZM259 234V235H260ZM170 235V234H169ZM211 235V234H210ZM258 235V234H257ZM263 235V234H261ZM54 236V235H53ZM121 236V238H122ZM128 236V235H127ZM130 236V235H129ZM128 236V237H129ZM176 236V235H175ZM174 236V237H175ZM189 236V235H188ZM219 236V235H218ZM217 236V237H218ZM222 236V235H220ZM72 237V236H71ZM105 237V236H104ZM107 237V236H106ZM137 237V236H136ZM173 237V236H172ZM185 237V236H184ZM200 237V236H199ZM204 237V236H203ZM206 237V236H205ZM213 237V236H212ZM240 237V236H238ZM258 237V236H257ZM261 236H259L260 238ZM34 238V241L32 240ZM61 238H64L65 241H66V245L63 243L62 239ZM117 238V237H116ZM130 238V237H129ZM128 238V239H129ZM162 238V237H161ZM198 238V237H197ZM209 238V237H207ZM249 238V237H248ZM50 239V238H49ZM63 239V240H64ZM104 239V238H103ZM115 239V237H114ZM146 239V238H145ZM154 239V238H153ZM163 239V238H162ZM171 239V238H170ZM185 240V239H184ZM197 240V239H196ZM262 240V239H261ZM68 241V242H67ZM126 241V240H125ZM124 241V242H125ZM136 241V240H135ZM154 241V240H153ZM166 241V240H165ZM133 242V241H132ZM167 242V241H166ZM203 242V241H202ZM214 242V241H213ZM211 242V244L213 243ZM105 243V242H104ZM108 242H106L107 244ZM60 244H63V245H60ZM104 244V245H106ZM110 243H108L109 245ZM114 240H113V244L114 245ZM137 244V242L135 243ZM226 244V243H225ZM53 245V244H52ZM111 245V246H112ZM120 245V244H119ZM129 245V244H128ZM173 245V243H172ZM197 245V244H196ZM96 246H98L96 248ZM131 246V245H130ZM213 246V245H212ZM193 247V246H192ZM202 247V246H200ZM224 247V246H223ZM44 248V249H43ZM48 248V247H47ZM108 248V246H107ZM111 248V247H110ZM108 248V249H110ZM114 248V246L112 247ZM137 248V247H136ZM135 248V249H136ZM175 248V247H174ZM159 249V248H158ZM202 249V248H201ZM207 249V248H206ZM214 249V248H213ZM53 247H52V251H53ZM125 250V249H124ZM137 250V249H136ZM168 250V249H167ZM217 250V249H216ZM47 251V250H46ZM123 251V250H122ZM165 251V250H164ZM163 251V252H164ZM172 251V250H171ZM180 251V250H179ZM214 251V250H213ZM122 253V252H121ZM124 254V253H122ZM142 254V253H141ZM144 254V253H143ZM178 255V254H177ZM195 255V254H194ZM200 255V254H199ZM145 256V255H144ZM143 256V257H144ZM141 257V256H140ZM195 257V256H194ZM122 258V257H121ZM156 258V257H155ZM158 258V257H157ZM172 259V257H170ZM213 258V257H212ZM126 259V258H125ZM131 259V258H130ZM138 259V258H137ZM153 259V258H152ZM174 259V258H173ZM172 259V260H173ZM135 260V259H134ZM151 260V259H150ZM165 260V259H164ZM176 260V259H175ZM214 260V259H213ZM123 261H124V258H123ZM129 261V260H128ZM195 261V260H194ZM133 262V261H132ZM156 262V261H155ZM154 262V263H155ZM176 262V261H175ZM193 262V261H192ZM135 263V262H134ZM147 263V262H146ZM152 263V262H151ZM171 263V262H169ZM173 263V262H172ZM197 262H195L196 264ZM206 263V262H204ZM203 263V264H204ZM137 264V263H136ZM142 264V263H141ZM162 264H163V261H162ZM168 264V263H166ZM177 264V263H176ZM179 264V263H178ZM202 264V262L200 263Z\"/></svg>","mask_w":264,"mask_h":264},{"label":"rangeland","instance_id":"obj_2","mask_svg":"<svg viewBox=\"0 0 264 264\" xmlns=\"http://www.w3.org/2000/svg\"><path fill=\"white\" fill-rule=\"evenodd\" d=\"M18 2V5H17V2ZM0 0V62L2 61V63L6 66V62L8 63V72L7 73H3V74H0V122H1V118L3 117V108L4 109H10L9 111L11 112H14L13 114H18V113H23V114H20V115H23L24 116V119H26L27 117H29L30 119L27 125V128H26V131H25V134L26 132H28L29 130H33V126L36 127V124L35 122L37 123L38 125V135L41 136V139H40V142H42V144H46V145H42L39 149L41 150V154L39 152L40 155H42V157L46 158V156H43V154H47V156H53V158L57 157L58 160L60 158V156H65V154L67 155V158H69V165L68 166H63L62 165V169L63 170V173L65 172V170H69L70 174V183L72 184V187H73V190L75 189L76 192H79L82 191L84 193H88L87 195L85 194L84 197L85 199L87 200V202H90L89 205V209H88V215H93V217H97L98 220H100L103 224V227L102 226H99L94 224V225H91L89 226V231L91 232H95L96 230L98 229H101L102 231V236H101V240L103 242L102 244V250H101V253L98 254V258H102L101 260L103 261H107L105 260V257H103L102 255H104L105 253H108L107 255L108 256H111L112 253H114V256L117 257V260H116V263H120V264H162V261H163V264H195V262H197L196 264H200L202 262V264L204 262V264H220L219 263V252L224 250V251H229L231 256L234 258V264H264V233H262V231L264 230V169L262 170L259 166V162H258V157L259 155L256 153V152H251V153H246L247 151H244L242 150L241 147H237L235 146L234 147V154L235 156L238 155V161H239V169H240V174H237L236 177H234L232 174L230 175L231 177V182L228 186H225L224 187V193L222 195V197L220 196V205L222 203H225V204H228L230 205V211H223L222 213V210H220V206H219V215H218V224H214L211 226V219H210V210H208L207 214H209L208 216H205L201 219L202 221V227L198 228V227H191L188 228V227H181V228H178L180 231H184V232H181V233H170L167 234V233H145V234H142V233H132L130 232V230L132 229H138V227H136V225H134V227H131L132 224H128L126 225L125 222L121 223L122 221L120 220H117L114 216V212L112 213V210L113 208H109L108 206V202L106 201V195L103 193V192H99V183H100V178L101 176L98 175V176H94L95 173H96V170H98L99 174H101L102 172V180H103V183L106 181L107 183H114V175L113 176H106L105 174L106 173H109V168H106V165L104 163V155H99L98 153L94 154V153H89L87 151H84V150H88L89 151V148L91 147V143L89 142H86L84 138L85 136H82L81 134H79L76 129H74L73 131V127H66L65 123H66V120H65V116L69 115L68 113H64L63 111V107H68L69 105H72L74 103L77 104V110H80L82 109V111L80 112L81 115L85 114V112L90 108V105H96V106H106L108 105L109 103H112L113 105H118L120 104L118 102V100H116V97L115 99L112 98L111 96L112 95H115L120 93V89H118V87H116V83L115 81H123V79H120L118 76H116V80H113V81H110V80H107V74L105 72H101L99 69H102L101 68V64L102 62L104 63L107 59H108V56L109 57H113L115 58L116 60H120L122 63H129V62H133L134 64H137L136 62L142 58L143 56L145 55H152L153 54H156L158 52H162L161 48H159V43H164L165 41H169L170 39L173 38V30L171 26V23L173 24V20H176V21H181V20H186V21H198V23H202L201 25L202 26H205V23H208L212 16L215 17V21L216 22H224L226 23L224 25V27L226 28V33L224 35V38L226 40H232L233 38V35L231 34V29H232V26L234 24V22H237V21H243V5L244 6H247L249 5L248 1H243V2H240L238 0H145L143 2V0H133L136 2V5H138L137 8L134 9V5L133 4L134 2L132 0H123V3H122V0H116L114 2V0H94V2H92L93 0H89V2H92L90 4H88L89 2L87 0L83 1V0ZM30 2L33 6L30 5V3L27 4V2ZM72 1V2H71ZM76 1V3H75ZM128 1V2H126ZM139 1V2H138ZM149 1V2H148ZM220 1V2H219ZM232 1V2H231ZM119 2V3H118ZM147 2L148 3H151V5H145V3ZM160 2V3H159ZM171 2V3H170ZM178 2V3H177ZM225 2H228V3H225ZM234 2V3H233ZM26 4V7H24V5ZM35 5H34V4ZM53 3V4H52ZM74 4L75 3V6H78L77 3L80 5L78 7H75V12H77V16L75 15V12L74 14H70L68 11H67V7L68 6H72L71 4ZM84 3V4H83ZM86 3V4H85ZM118 3V4H117ZM128 3V4H126ZM133 4L130 5V4ZM192 3V4H191ZM232 3V5H231ZM20 4V5H19ZM61 4V5H60ZM88 4V5H87ZM104 4V5H103ZM117 4V9L119 10L118 12L120 14H122L124 11L121 10L123 8H120L119 7V4L121 7L124 6V8L126 9L129 5L131 7H133V12L134 13H137V12H144V20H146L147 22H140L141 24H135V28L134 26L129 28V31H127V35L125 34H121L120 32H117L115 33L114 35V32L111 30V27L109 26L108 23H102L101 22V19L102 18H99V19L96 21V22H99L97 24H95V21H94V26L93 25H90L88 22H86L83 17L81 16L82 14L86 13L87 15L89 13H92L94 15H96L98 13L99 10H105L107 8H113L115 5ZM124 4V5H123ZM190 4V5H189ZM228 6V7H225V5ZM235 4V5H234ZM4 5V6H3ZM17 5V6H16ZM23 6V7H20V6ZM95 5V7H94ZM135 5V6H136ZM167 5V6H166ZM224 5V6H223ZM35 6V7H34ZM85 6L87 9H85ZM91 6V7H89ZM111 6V7H110ZM130 6L128 7L129 10H130ZM143 6V7H142ZM144 6H145V9H144ZM149 6V7H148ZM153 6V7H152ZM235 6V7H234ZM33 7V8H31ZM80 7V8H79ZM107 7V8H106ZM157 7H161L162 9L163 8H171V13L168 9H165L163 11L159 10ZM211 7V9H210ZM216 7V8H215ZM224 7V8H223ZM239 7V8H237ZM20 10H19V9ZM39 8V9H38ZM95 8V9H94ZM105 8V9H104ZM116 8V7H114ZM143 8V9H142ZM154 10H153V9ZM160 8V9H161ZM223 8V9H222ZM237 10H235V9ZM35 11V12H32V10ZM38 9V10H37ZM116 9V10H117ZM138 9V10H137ZM143 11H142V10ZM152 9V10H151ZM158 9V10H157ZM225 9V10H224ZM240 9V10H238ZM19 10V11H18ZM22 10V11H21ZM36 10L38 12H36ZM44 12H43V11ZM58 10V12H57ZM113 10V9H112ZM128 10V9H127ZM130 10V11H131ZM149 10V11H147ZM229 10V11H228ZM61 11V12H60ZM78 11H80L78 13ZM88 11V12H87ZM91 11V12H90ZM122 11V12H120ZM160 13H159V12ZM167 11V12H166ZM169 11V12H168ZM173 11H175V13H173ZM216 11V12H215ZM222 11L224 14L226 12L230 13V17L228 18H217L216 19V16L217 14ZM17 12H19L20 14H18ZM29 13V15H27V13ZM40 12V13H39ZM57 12V14H56ZM68 12V13H67ZM82 12V13H81ZM140 12V13H141ZM153 13L150 15V13ZM163 12V13H162ZM232 12V14H231ZM23 13V14H21ZM55 13V14H53ZM59 13V14H58ZM62 13V14H61ZM172 13L174 14V16H172ZM205 13V15H204ZM17 14V15H16ZM33 14V16H32ZM70 14V16H69ZM138 14V13H137ZM158 14V15H156ZM163 15L162 18L160 20H158L159 18L157 17H161L160 15ZM166 14V15H165ZM168 14V15H167ZM240 14V15H239ZM14 17H11L13 16ZM19 15V16H18ZM27 15V16H25ZM39 16V17H36V16ZM52 15V16H51ZM54 15V16H53ZM147 15V16H146ZM233 15H237L236 17H234ZM242 15V16H241ZM31 16V17H30ZM80 16V17H79ZM155 18H154V17ZM206 16V17H205ZM76 17H78L76 19ZM149 17V18H148ZM166 17V18H165ZM26 18V19H25ZM35 18V19H34ZM40 18V19H39ZM50 18V19H49ZM72 18V19H71ZM157 18V22L154 21V19L156 20ZM184 18V19H183ZM194 18L196 20H194ZM238 18H240L239 20H237ZM242 18V19H241ZM23 20L22 22H20L21 20ZM29 19V20H28ZM31 19V20H30ZM70 19V20H69ZM74 19V20H73ZM153 19V20H152ZM165 19V21H164ZM188 19V20H187ZM26 20V21H24ZM40 20V21H39ZM69 23H68V21ZM84 20V21H82ZM139 20H142V19H138L136 21H139ZM163 20V22L161 21ZM169 20V21H168ZM202 20V21H201ZM19 21V22H18ZM47 21V22H46ZM212 21V20H211ZM71 22V23H70ZM73 22V23H72ZM101 22V23H100ZM162 24H160V23ZM170 22V23H169ZM15 23V24H14ZM26 23V24H25ZM37 23V24H36ZM89 26H88V24ZM135 23V22H129V25L128 23L125 24V26L127 25L126 28H128V26H132V24ZM147 23V24H146ZM166 23V26L164 25ZM17 24V25H16ZM31 24V25H30ZM56 24L58 26H56ZM156 24L159 26L157 27ZM229 24V25H228ZM38 25V26H37ZM53 25V26H52ZM84 25H86V29L84 27ZM102 25V26H101ZM143 25V26H142ZM149 25V26H148ZM23 26V29L25 30H19L18 29H21ZM38 27V30L36 29ZM62 26V27H60ZM97 26H99L97 28ZM146 26V27H145ZM148 26V27H147ZM21 27V28H20ZM33 27V28H32ZM58 27V28H57ZM77 27V28H76ZM79 27V28H78ZM83 27V28H82ZM88 27V29H87ZM93 27V29L91 28ZM104 27V29H103ZM140 27V28H139ZM168 30H167V28ZM228 27V28H227ZM28 28V30H27ZM43 28V29H42ZM57 28V29H56ZM252 28V27H251ZM31 29V30H30ZM48 29V31H47ZM50 29V30H49ZM57 31H56V30ZM106 29V30H105ZM254 31L252 33V36L254 34V36L256 35V38L253 42L255 43H250V45H252L250 48H247V49H244V50H240L238 51V53L240 54L241 51L242 52H246V53H250L251 55V49L253 50L252 52H257V55H254V56H251L252 59L255 58V56H257L258 58V62L255 61H252L251 59H249L250 57L247 56L245 58L246 62H247V71H246V80L247 82L251 81V83L253 82V84L255 83V81H259L261 80L262 82V91H261V94L259 97H257L252 91L250 92V96L249 98L247 99V102H245L244 100H239V99H236L233 101V105H232V102H228L227 104H230L229 106H227V108L229 109L231 106H235V120L233 123L236 124L234 126V128H236V130L238 132H241V129H242V115L244 112V104H247V107L246 109H248V105L249 104H254V102L257 103V98H261L262 99V103L264 101V70L263 69H258L259 67H264V45L261 44V43H258L257 41V27H253ZM36 30V31H35ZM46 30V31H45ZM53 30V34H52V31ZM67 31V32H76V31H83L82 34H88V35H91L90 36V39H93L92 37H96L95 40H90L89 38H86L88 41H91V44L89 43V45L85 44V48L83 46H80V45H83V40L84 42H88L87 40H85V38H80V39H73L75 40V43L73 41V43L71 42V39L69 40V47L68 48V43L66 41V39H69L67 38V36L65 34L62 35L61 31ZM74 30V31H73ZM102 30V31H101ZM138 32H137V31ZM21 31H25L23 34ZM101 31V33H100ZM112 31V33H111ZM134 33H137V34H133L132 32ZM167 31V32H166ZM36 32V34H35ZM39 32V34H37ZM42 32V34H40ZM74 32V33H75ZM103 32V34H102ZM108 32V33H107ZM110 32V33H109ZM154 34H153V33ZM229 32V33H228ZM256 32V33H255ZM29 33V34H28ZM34 33V34H33ZM58 33V34H57ZM60 33V34H59ZM90 33V34H89ZM105 33V34H104ZM142 33V35H145V36H142L140 35ZM144 33V34H143ZM187 34L189 32H185L184 31V34ZM236 33V32H235ZM31 34V35H30ZM44 34V35H43ZM52 34V35H51ZM111 34V35H110ZM133 34V35H132ZM21 35V36H20ZM27 38H25L24 37ZM28 35V36H27ZM34 35V37L32 36ZM40 35V38H37V36ZM61 35V36H59ZM136 35V39H133ZM148 35V36H147ZM236 35V34H235ZM46 36V37H45ZM50 36V37H49ZM65 36V37H64ZM99 36V37H98ZM104 36V37H103ZM111 36V37H110ZM115 36V37H114ZM134 36V37H133ZM140 36V37H139ZM162 36V37H161ZM39 37V36H38ZM48 37V38H47ZM52 37V38H51ZM56 37V38H55ZM5 38V39H4ZM168 38V39H167ZM253 38V39H254ZM3 39V41H1ZM13 39V41L11 40ZM19 39V40H18ZM47 40V42H43L44 44H42V41L44 40ZM56 39V40H55ZM62 40V43L63 44H67L66 46L62 45V46H59L61 45V41ZM100 39V40H98ZM146 39V41H145ZM150 39V40H149ZM25 40H27L28 42H32L31 44H25ZM35 40V41H34ZM42 40V41H41ZM81 40V42H79ZM103 40V41H102ZM133 40L136 41L135 43H137L135 45V43H133ZM142 40V41H141ZM18 41V43H17ZM21 41V43L19 42ZM54 41V42H53ZM60 41V43L58 42ZM66 41V42H65ZM78 41V44L79 43H82L80 45L76 44ZM95 41V42H94ZM123 41V42H122ZM146 43H145V42ZM152 41V42H151ZM164 41V42H163ZM29 42V43H30ZM56 42V45L58 43V45L55 47V43ZM72 44H71V43ZM110 42H112L111 44H109ZM115 42L116 44L118 45H115ZM144 44H143V43ZM148 42V43H147ZM156 42V43H155ZM257 42V43H256ZM4 45H3V44ZM7 43V44H6ZM14 44V47H13V44ZM23 43V44H22ZM36 43V44H35ZM39 45H38V44ZM46 43H49L51 44L52 43V46L47 48L46 50V47L49 46V44H46ZM94 43V44H93ZM100 44L99 46H105L104 43H106L107 45H111V46H116L112 49H109V50H106V49H102L101 47H97V48H92V47H88L90 45L93 44V46H96L97 44ZM130 43V44H129ZM139 43V44H138ZM142 43V44H141ZM151 45H150V44ZM17 46H16V45ZM21 44V45H20ZM96 44V45H95ZM114 44V45H113ZM125 44V45H123ZM127 44V45H126ZM149 46H148V45ZM12 45L13 49L10 47ZM41 45L43 47H45V49H42L43 47H41ZM48 45V46H47ZM122 48H121V46ZM135 45V46H134ZM256 45V46H255ZM22 46H24L23 48H21ZM27 46V47H26ZM40 48H38V47ZM76 46V47H75ZM125 46V48H124ZM145 46H147V48L145 49ZM156 46V47H155ZM255 46V48H254ZM261 46V47H260ZM6 48L7 50H3L4 48ZM26 47V48H25ZM35 47V48H34ZM37 47V48H36ZM66 47V48H64ZM74 47L76 49H74ZM78 47V48H77ZM127 47V48H126ZM150 47H153L150 48ZM257 47V48H256ZM25 48V49H24ZM29 48V49H28ZM32 48V49H31ZM149 48V49H148ZM259 48V49H258ZM262 48V49H261ZM28 49V50H27ZM73 49V50H72ZM250 51H249V50ZM259 51H258V50ZM15 50V51H14ZM31 50V51H30ZM44 50V51H43ZM50 50V51H49ZM61 50V51H60ZM72 53H71V51ZM95 50V51H93ZM106 53H105V51ZM119 50V51H118ZM121 50V51H120ZM132 50V51H131ZM155 50V51H154ZM247 50V51H245ZM8 51V52H7ZM19 51V52H18ZM76 53H75V52ZM82 51V52H81ZM87 51L89 53H87ZM147 51V52H146ZM152 51V52H150ZM166 51V50H165ZM14 52V53H13ZM47 52V53H46ZM92 52V53H91ZM95 52V54H97V57L95 59H92L90 60L88 58V56L90 54H93ZM186 52H189V50H187ZM203 54H206V53H210V55L212 56V54H216L217 52H219L217 49H207V50H203V51H199ZM259 52V53H258ZM8 55H7V54ZM16 54L15 56L13 54ZM44 53V54H43ZM135 55H134V54ZM151 53V54H149ZM23 54V55H22ZM25 54V55H24ZM32 54V55H31ZM37 55L40 56L42 55L43 56H47L48 55H53L55 57H59L60 58V65L64 64L63 65V68L62 67H59V68H56L53 73H38V69H36L35 67L33 69L31 68H28L24 66V69L23 70V73H22V76L21 78L16 81V83H14L13 81H8V79H14L15 77H17L15 74L13 76L12 72H10L9 70L12 68L10 67V63L13 64V63H18L19 60L18 58H20L21 56H28V57H32L34 55ZM72 54V55H71ZM94 54V55H95ZM253 54V53H252ZM255 54V53H254ZM260 54V56H259ZM13 55V56H12ZM18 55V56H17ZM75 55H78L77 58ZM84 55V56H83ZM108 55V56H107ZM117 55V56H116ZM126 57H124V56ZM138 55V56H137ZM209 54H207V57H210ZM249 55V54H248ZM10 58H9V57ZM66 56V57H65ZM86 56V57H85ZM121 56V58L119 57ZM136 56V57H135ZM81 59H79V58ZM85 57V59H84ZM118 57V58H117ZM189 59L192 60V58H190V56L188 55ZM203 58H201V60L199 59H194L197 63V65L203 70V71H206L207 69V64L208 62H206L205 58L206 56H203ZM3 58V59H2ZM71 58V60H70ZM77 60H76V59ZM106 58V59H105ZM2 59V60H1ZM5 59V61H4ZM84 59V60H83ZM99 59V60H98ZM126 59V60H125ZM130 59V60H129ZM256 59V60H257ZM12 60V61H11ZM75 60L77 63H75ZM87 60V61H86ZM109 60V59H108ZM193 60V62H194ZM263 60V61H262ZM66 61V62H65ZM70 61H72L70 63ZM80 61V62H78ZM102 61V62H101ZM148 61V60H146ZM262 61V62H261ZM5 62V63H4ZM65 62V63H64ZM74 62V63H73ZM98 62V64H97ZM101 62V63H100ZM139 62V61H138ZM255 62L257 64H255ZM261 62V65H259ZM145 63V62H144ZM1 64V65H3ZM71 64V65H70ZM92 65V68L94 67L95 69H92L91 68V73L90 74V71L87 70L88 66L87 65ZM220 64L222 66L223 63L220 62ZM254 64V65H253ZM0 65V66H1ZM41 65V64H40ZM74 65V66H73ZM78 65V66H77ZM86 65V66H84ZM89 65V68L90 69V66ZM256 65H259L258 68L256 67ZM12 66V65H11ZM77 66V67H76ZM2 67V66H1ZM68 67L71 69H68ZM75 70H74V68ZM83 67V68H82ZM87 67V68H86ZM86 68V70H85ZM251 68V69H250ZM26 69V70H25ZM78 70V71H77ZM85 70V71H84ZM95 70V71H94ZM208 70V69H207ZM258 70V71H257ZM80 71V72H79ZM82 71V72H81ZM89 71V72H88ZM262 71V72H261ZM85 72H88V75L87 73ZM58 73H61V74H58ZM68 73V74H67ZM80 74H83V77L82 76H78ZM6 76H5V75ZM27 74H29L32 78L31 79H34V80H38L36 82H30L28 81L27 77ZM68 75V76H67ZM254 75V76H253ZM3 76H5L3 78ZM12 78H11V77ZM67 76V77H66ZM75 76V77H74ZM87 76V77H86ZM7 77V78H6ZM9 77V78H8ZM57 77V78H56ZM71 77V81L68 80L69 78ZM80 78L78 80V78ZM82 77V78H81ZM86 77V78H85ZM254 77V78H253ZM62 78V79H61ZM250 78L253 80H250ZM9 79V80H10ZM12 79V80H13ZM23 79V80H22ZM4 80V81H2ZM25 80V81H24ZM55 82H54V81ZM61 80V81H60ZM20 81V82H19ZM40 81V82H39ZM47 81V82H46ZM53 81V82H52ZM68 81V82H67ZM23 82V83H22ZM67 82V83H66ZM79 82V84H78ZM105 82V83H104ZM4 83V85H3ZM63 83V84H61ZM104 83V84H103ZM259 83V82H258ZM19 84V85H18ZM38 84V85H37ZM54 86H53V85ZM215 84L217 85L218 87V92H219V114L221 116V107L222 106V98H223V95L222 93L224 92L222 87H221V83L218 81V82H215ZM8 85V86H7ZM17 85H18V88H17ZM24 85V86H23ZM75 85V86H74ZM80 85V86H79ZM105 85V86H103ZM109 85V86H107ZM16 86V87H15ZM32 86V87H31ZM60 86V87H59ZM12 87V88H11ZM54 87V90L52 89ZM64 87V88H63ZM68 90H67V88ZM80 87V88H78ZM106 87V88H105ZM108 87V88H107ZM4 88V90H3ZM7 88V90L9 91L11 89V92L12 93H15L16 91H18L17 93H20V92H24L25 93H29L32 97H35L37 98V96L39 95V97L36 99V103H32L33 107H36L34 108V110H32V114H29V110H27L25 108V105L23 104V101L22 100H13V97H10L9 99V104L7 103L8 101L7 98L4 99V96L6 93H9V92H6L7 90H5ZM66 88V89H65ZM76 88V89H75ZM18 89V90H17ZM46 89V90H45ZM61 89V90H60ZM80 89V90H79ZM22 90V91H21ZM49 90V91H48ZM60 90V93H58ZM85 90V91H83ZM45 91V92H43ZM51 91V92H50ZM56 91V92H54ZM83 91V92H82ZM221 91V92H220ZM42 92V93H41ZM48 92V94H47ZM50 92V93H49ZM76 92V93H74ZM82 92V93H81ZM128 92L127 89H123L122 90V94H121V98L125 97V94ZM3 93V94H2ZM40 93V94H39ZM44 93V94H43ZM62 93V94H61ZM257 93V91H256ZM32 94H36L35 96L32 95ZM38 94V95H37ZM41 94L43 96H41ZM57 94V95H56ZM61 94V95H60ZM76 94V95H75ZM258 94V93H257ZM46 95V96H45ZM59 95V96H58ZM77 95L79 96L77 98ZM3 96V97H2ZM42 98H41V97ZM50 96H51V99L53 100V102H51L52 100L50 99ZM70 96V97H69ZM82 96V97H81ZM106 96V97H105ZM49 97V98H48ZM57 97V98H56ZM63 97V98H62ZM68 97V99H67ZM73 97V98H72ZM45 98L47 100H45ZM59 98V100H58ZM229 98V97H228ZM44 99V100H43ZM72 99V100H71ZM74 99V100H73ZM107 100L105 102V100ZM253 102H252V100ZM260 99V100H261ZM58 100V101H57ZM81 100V102H80ZM94 100V101H93ZM102 100V101H101ZM251 100V101H250ZM5 101V103H4ZM13 101V102H12ZM17 101V102H16ZM39 101V103L37 102ZM63 101V102H61ZM230 101V99H229ZM250 101V102H249ZM11 102V103H10ZM58 102V103H57ZM72 104H71V103ZM80 102V103H79ZM103 102V103H102ZM15 103V104H14ZM83 105H82V104ZM241 103V104H240ZM5 104L7 106H5ZM11 104V105H10ZM38 106H37V105ZM54 104V105H53ZM59 106H58V105ZM106 104V105H105ZM3 105L5 107H3ZM31 105V104H30ZM31 105V106H32ZM57 105V106H56ZM61 105V106H60ZM68 105V106H67ZM239 105H242V106H239ZM250 105V106H251ZM10 106V107H9ZM13 106H16L14 107V109L12 108ZM20 106V107H19ZM56 106V107H55ZM83 106V107H81ZM88 106V107H86ZM249 106V107H250ZM264 106V105H263ZM9 107V108H8ZM38 107V108H37ZM53 107L56 109V113H55V110L53 111ZM243 107V108H242ZM20 108V110H19ZM241 108V109H240ZM262 108V107H261ZM17 109V110H16ZM25 109V110H24ZM35 109H37V111L35 112ZM58 109V110H57ZM252 109V110H251ZM3 110V111H2ZM13 110V111H12ZM15 110V111H14ZM48 110V111H47ZM239 110H241L239 112ZM251 110V115L253 117V113L255 111V108L254 106H251L250 108ZM17 111V113H15ZM19 111V112H18ZM31 111V109H30ZM50 111V112H49ZM53 111V112H52ZM62 111V112H61ZM40 112V114H39ZM47 112V113H46ZM76 113V111H74ZM74 112H71L70 115H75ZM84 112V113H83ZM197 112V109L196 111ZM54 113V114H53ZM237 113V114H236ZM242 113V115H241ZM30 115V116H27ZM46 114V116H45ZM48 114V115H47ZM65 114V115H64ZM31 115L32 118H31ZM39 115V116H38ZM51 115V116H50ZM54 115V117L52 116ZM240 115V116H238ZM22 116V117H23ZM27 116V117H26ZM48 120L46 121L45 117H48ZM58 116V117H57ZM227 115H225L226 117ZM38 117V118H37ZM54 119V122H53V119ZM57 117V118H56ZM224 117V118H225ZM38 119V120H37ZM60 119H64V121L61 122ZM239 119V120H238ZM36 120V121H35ZM56 120V121H55ZM226 121V120H225ZM32 122V123H31ZM34 122V123H33ZM51 122V123H50ZM42 123L44 127L41 128ZM1 124L0 123V131L2 130V127H1ZM34 124V125H33ZM41 126H40V125ZM64 124V125H63ZM80 124H82L80 122ZM220 124H221V120H220ZM224 124L226 125V122H224ZM32 125V126H31ZM227 125L230 127H232V123L231 121H229L227 123ZM28 126L30 128H28ZM32 127V128H31ZM57 127V129H56ZM66 127V129H65ZM60 128V130H59ZM45 130V131H44ZM48 130V132H47ZM62 135H61V133ZM31 132V131H30ZM29 134V133H28ZM26 134V135H28ZM237 134L235 133V138H233V140H235V144H242V136H236ZM66 136H70L69 138L71 139L69 141V144L70 146H68V150L70 151H65L64 149H66L65 147L61 146V144L64 141V138H66ZM32 138V137H31ZM78 140V141H77ZM96 142H98L97 140L98 139H95ZM226 140V139H224ZM84 142V145L83 142ZM71 142V143H70ZM52 143L53 147H52V150L51 151H47L46 147L49 146V144ZM75 143V144H74ZM233 143V142H232ZM72 144V145H71ZM90 144V145H89ZM98 145V143H97ZM248 145V144H247ZM76 146V147H75ZM77 146H78V149H77ZM85 146V147H84ZM252 148L250 149H254L253 147V144L250 145ZM226 147V146H225ZM64 148V149H63ZM77 149V151L75 149ZM85 148V149H84ZM87 148V149H86ZM94 148H97V147H94ZM62 149V150H60ZM98 149V148H97ZM58 150V151H57ZM60 150V151H59ZM226 148H220V156L223 152H225ZM255 150V149H254ZM55 151V152H54ZM84 151V152H83ZM242 151V152H241ZM50 155H48V153ZM54 152V153H53ZM64 154H62V153ZM71 152V153H69ZM33 153L31 152V149L27 150V152L25 151L24 153V157H34V155H32ZM94 154V155H92ZM246 154V155H244ZM98 155V156H97ZM247 157V158H246ZM102 158V160H100ZM249 158V159H248ZM63 159L65 160V158L63 157ZM57 160V161H58ZM71 160V161H70ZM73 160V162H72ZM62 161V160H61ZM60 161V162H61ZM95 161V162H94ZM106 161H107V167L109 166L110 164V158L107 156L106 157ZM109 162V163H108ZM241 162V163H240ZM74 163V164H73ZM80 165H79V164ZM58 164V163H57ZM61 163H59L58 165H60ZM100 164H101V167H100ZM242 164V165H241ZM257 164V165H256ZM254 165V166H253ZM78 166V167H77ZM81 166V167H80ZM249 167V168H248ZM41 168V167H40ZM39 167L37 168H33L32 171L31 169L30 172L28 171V175H27V172L24 173L25 177L28 176L26 178V180L28 181L29 185L31 186L30 188H38V187H41L43 188V192L46 190V192L48 191L49 189V192L47 193H50V194H46V195H49L48 198H51L50 200L48 198L45 199L46 195L44 197H42V200L40 201V206L39 208H35V211L36 213H38L40 215L41 213V218L42 220L44 221V225H43V231H44V234L46 235V238L48 239V242L47 244L45 245V249L43 250L44 252H46L47 255L49 256H54L55 255V246L57 245V242L56 240H58L59 238V235L56 234V233H51L52 231H55V230H60L61 226L62 228H66V227H70L72 230L76 231L78 228V224L76 223L78 217V212L77 210H74V214H71L70 216L67 215V214H64V215H60V212H59V206L62 204L58 199H59V196H60V193L61 191L63 190V186L66 187V179H65V176H63V174H53L51 175V179L53 178V181L52 183L54 185L52 186H49V184L47 183L48 187L43 183V173L42 172V169H40ZM84 169V175L86 176V182L84 183V185L82 187H77L76 185H78V176L80 175V169ZM93 168H96V169H93ZM106 168V169H105ZM260 168V169H259ZM92 169V170H91ZM103 169V170H102ZM71 170V171H70ZM76 170V171H74ZM243 170V172H242ZM36 171V172H35ZM78 171V172H77ZM94 174H91L92 172H94ZM113 171V172H112ZM254 171V172H253ZM91 172V173H90ZM120 172V171H119ZM33 175H32V174ZM37 173V174H36ZM78 173V176H73V175H76ZM89 173V175H88ZM114 173V170H111L110 174H113ZM246 173V174H245ZM255 173V174H254ZM36 174V175H34ZM88 176H87V175ZM104 174V175H103ZM253 174V175H252ZM65 175V174H64ZM83 175V176H84ZM239 175V176H238ZM38 179H37V177ZM41 176V177H40ZM54 176V177H52ZM57 176V177H56ZM61 176V177H60ZM63 176V178H62ZM73 176V177H72ZM104 176V177H103ZM244 176V177H243ZM256 176V177H255ZM31 177V178H30ZM34 177V179H33ZM36 177V178H35ZM75 177V178H74ZM88 177V178H87ZM248 177V178H246ZM263 177V178H262ZM63 180H61V179ZM106 180H105V179ZM233 178V179H232ZM31 179V181H29ZM33 179V180H32ZM75 181H74V180ZM96 179V181H95ZM260 179V180H259ZM37 180L36 184H31L32 182L35 183V181ZM50 180V178L48 179V181ZM97 180H99L97 182ZM111 180V181H110ZM61 181V182H59ZM66 181V183H64ZM261 183H260V182ZM251 182V183H250ZM254 182L257 184L255 185ZM74 183V184H73ZM88 183V184H87ZM92 183V184H91ZM44 184V185H43ZM90 184V185H89ZM236 185V186H235ZM261 185H262V188H261ZM79 186V185H78ZM91 186V187H90ZM62 187V188H61ZM75 187V188H74ZM94 187V189L92 188ZM245 187V188H244ZM78 188V189H76ZM83 190H82V189ZM91 188V189H90ZM114 188V187H113ZM236 188V189H235ZM239 188H241L240 190L242 192H239ZM235 189V191H234ZM253 189V190H251ZM93 190V191H92ZM255 190V191H254ZM55 193H54V192ZM92 191V192H91ZM98 191V192H97ZM75 192V193H76ZM247 192V193H246ZM260 192V193H259ZM99 193V194H98ZM258 193H259V196H258ZM263 193V194H262ZM55 194V195H54ZM76 194V195H78ZM229 194V195H228ZM235 196H234V195ZM103 195V196H102ZM237 195V197H236ZM239 195V196H238ZM88 196V197H87ZM263 196V198H262ZM56 197V199H55ZM101 199H99V198ZM105 197V198H104ZM228 197V198H227ZM232 197V198H231ZM90 200H89V199ZM93 198V199H92ZM239 198V199H238ZM242 200H241V199ZM258 198V200H257ZM98 199V200H96ZM224 199V200H222ZM55 202H58L57 205H58V208L56 210V213L55 215H50L49 213L51 211H54V206L56 205L54 203ZM92 200V201H91ZM103 200V201H102ZM35 201V200H34ZM43 201V202H42ZM255 201V202H254ZM97 202V203H96ZM232 202H233V205H232ZM250 202V203H249ZM258 202V203H257ZM55 205H54V204ZM107 203V204H106ZM235 203V204H234ZM263 203V204H262ZM50 204V205H49ZM95 204V205H94ZM261 204V205H260ZM43 205V206H41ZM48 205V206H47ZM93 205V206H92ZM112 207H113V202H112ZM232 205V206H231ZM251 205V207H250ZM261 207H260V206ZM263 205V206H262ZM105 206V208L103 207ZM242 206V207H240ZM256 206V207H255ZM102 207V208H101ZM245 207V208H244ZM41 208V209H40ZM90 208L92 209L90 211ZM104 208V209H103ZM109 208V209H108ZM244 208V209H242ZM258 208V209H257ZM40 209V211H39ZM49 209V210H48ZM108 209V210H107ZM240 211H238V210ZM101 210V212H100ZM105 210V211H104ZM237 210V211H236ZM241 210H243V213H241ZM248 210V211H247ZM258 210V211H257ZM43 211L45 213H43ZM221 212V213H220ZM239 212V213H238ZM233 215H232V214ZM238 213V214H237ZM46 215V216H43V215ZM111 214V216H110ZM237 214V215H236ZM57 215V216H56ZM73 215V216H72ZM236 216H240V217H236ZM252 216V217H251ZM254 216H256L255 219ZM209 217V218H208ZM222 217V218H221ZM251 217V219H250ZM50 219V220H48ZM116 219V220H115ZM242 219V220H241ZM250 219V220H249ZM60 220V221H59ZM112 220V221H111ZM206 220V221H205ZM223 220V221H222ZM240 220V221H239ZM56 221V222H55ZM116 221V222H115ZM125 221V220H124ZM127 221H130V220H127ZM226 221V222H224ZM65 222V223H64ZM113 222V223H112ZM115 222V223H114ZM132 222V221H131ZM205 222V223H204ZM241 222V223H240ZM56 223V224H55ZM67 223V224H66ZM226 223V224H225ZM54 224V225H53ZM113 224V225H112ZM124 224V225H123ZM220 224L222 226H220ZM53 225V226H51ZM58 225V226H57ZM109 225H112V226H109ZM125 225H126V228H125ZM225 225V226H224ZM245 225V226H244ZM259 225V226H257ZM208 226V227H207ZM255 226V227H254ZM49 227V228H48ZM190 227V226H189ZM219 229H218V228ZM221 227V228H220ZM223 227V228H222ZM227 227V228H226ZM244 227V228H243ZM247 229H246V228ZM250 227H253V230L252 228ZM111 228V229H110ZM121 228V229H120ZM254 228H258V231H259V228H260V233L263 234L261 235L260 233L257 232V230H255ZM130 229V230H129ZM150 229H153V227H151ZM168 229V228H167ZM193 229H197V230H203V232H200V233H188V231L190 230H193ZM224 229V230H223ZM262 229V230H261ZM52 230V231H51ZM110 230H113L115 231V233L112 234V232ZM121 230V231H120ZM125 230H128L126 231V234H125ZM131 230V231H132ZM221 230V231H220ZM247 230V231H246ZM255 230V231H254ZM109 231L111 232L109 234ZM123 231V236L121 234V232ZM223 231V232H222ZM49 232V233H48ZM186 232V233H185ZM251 232L253 234H251ZM256 236H255V233ZM264 232V231H263ZM232 233V234H231ZM247 233V234H246ZM112 234V235H111ZM211 234V235H210ZM246 234V235H245ZM260 234V235H259ZM54 235V236H53ZM130 237H128V236ZM176 235V236H175ZM189 235V236H188ZM219 235V236H218ZM222 235V236H220ZM72 236V237H71ZM105 236V237H104ZM107 236V237H106ZM122 236V238H121ZM137 236V237H136ZM173 236V237H172ZM175 236V237H174ZM185 236V237H184ZM200 236V237H199ZM204 236V237H203ZM206 236V237H205ZM213 236V237H212ZM218 236V237H217ZM240 236V237H238ZM258 236V237H257ZM259 236H261L259 238ZM115 237V239H114ZM117 237V238H116ZM163 239H162V238ZM198 237V238H197ZM209 237V238H207ZM249 237V238H248ZM50 238V239H49ZM70 238L73 239V240H78L79 238V235L74 232V233H70ZM104 238V239H103ZM129 238V239H128ZM146 238V239H145ZM154 238V239H153ZM171 238V239H170ZM63 243L65 244V246H67L66 244V241L64 238H61ZM64 239V240H63ZM185 239V240H184ZM197 239V240H196ZM262 239V240H261ZM34 241V238L32 239ZM113 240H114V245L113 244ZM126 240V241H125ZM136 240V241H135ZM154 240V241H153ZM167 242H166V241ZM125 241V242H124ZM133 241V242H132ZM203 241V242H202ZM213 241H218L219 242V249H215L211 242ZM68 242V241H67ZM105 242V243H104ZM106 242L110 243L108 245V243L106 244ZM137 242V244H135ZM173 243V245H172ZM226 243V244H225ZM53 244V245H52ZM106 244V245H104ZM120 244V245H119ZM129 244V245H128ZM197 244V245H196ZM60 245H63V244H60ZM112 245V246H111ZM131 245V246H130ZM110 248L108 249L107 248ZM114 246V248H112ZM193 246V247H192ZM202 246V247H200ZM224 246V247H223ZM48 247V248H47ZM52 247H53V251H52ZM98 246H96L97 248ZM137 247V248H136ZM175 247V248H174ZM137 250H136V249ZM159 248V249H158ZM202 248V249H201ZM207 248V249H206ZM214 248V249H213ZM125 249V250H124ZM168 249V250H167ZM47 250V251H46ZM123 250V251H122ZM165 250V251H164ZM172 250V251H171ZM180 250V251H179ZM214 250V251H213ZM164 251V252H163ZM124 254H122V253ZM142 253V254H141ZM144 253V254H143ZM178 254V255H177ZM195 254V255H194ZM200 254V255H199ZM145 255V256H144ZM141 256V257H140ZM144 256V257H143ZM195 256V257H194ZM122 257V258H121ZM156 257V258H155ZM158 257V258H157ZM172 257V259L170 258ZM213 257V258H212ZM123 258H124V261H123ZM126 258V259H125ZM131 258V259H130ZM138 258V259H137ZM153 258V259H152ZM135 259V260H134ZM151 259V260H150ZM165 259V260H164ZM176 259V260H175ZM214 259V260H213ZM129 260V261H128ZM195 260V261H194ZM133 261V262H132ZM156 261V262H155ZM176 261V262H175ZM193 261V262H192ZM135 262V263H134ZM147 262V263H146ZM152 262V263H151ZM155 262V263H154ZM171 262V263H169ZM173 262V263H172ZM78 264H81V263H78Z\"/></svg>","mask_w":264,"mask_h":264},{"label":"crops","instance_id":"obj_3","mask_svg":"<svg viewBox=\"0 0 264 264\" xmlns=\"http://www.w3.org/2000/svg\"><path fill=\"white\" fill-rule=\"evenodd\" d=\"M248 3H249V5L243 6V12H244V14L242 16L243 17V24L246 26H249L250 22H253L254 24L251 23V25L257 27V37H258L257 41L259 42V40H260L261 44L264 45V25H263L264 24L263 23L264 22V16H261V15H264V0L263 1L262 0H249ZM251 7H253V8H251ZM260 19L263 21H261ZM257 21L258 22L260 21V23H258ZM251 33H253V31ZM251 36H250V38H251ZM251 39L253 41V38H251ZM252 41L250 43H252ZM35 56H37V55L35 54L33 57L35 59L34 61H36L35 63L38 64V65L36 64V67H35L36 69H38V73H40V74L41 73H48V74L53 73V71L56 68H43V67H41L39 57L37 56V58H36ZM262 68L264 69V67H259L258 69H262ZM250 80H252V79L250 78ZM258 82L255 81L254 84L252 82V84H253L252 85L251 81H249L250 85L252 86L251 91L257 97L260 96L261 91H262V86H261L262 82H261V80H259ZM259 84H261V85H259ZM215 86H216V88H215ZM215 86H214V93L216 92V99L214 100V106L217 107V110H220L219 109L218 87L216 84H215ZM212 90H213V87H212ZM256 91L258 94L256 93ZM249 95H248V97H249ZM247 98L244 100L245 102H247ZM260 99L258 100V98H257V103H254L252 105L249 104V106L250 105L254 106V108H255L254 113L256 115H258L259 117L256 116L254 113H253L254 115L252 117L251 110H250L251 106L248 107V109H246L247 104H244V112H243L244 115H242V123H244V124L242 126L241 132L236 131V132H234V134L233 133H227L228 136L231 138H229L227 136V140H224V141H226L225 145H227L226 147L228 148L227 149L228 153H231V152L235 153L234 147L237 146V147L243 148L242 150L244 151V153H245V151H247L246 153H248V154L251 152H256L257 154H259L258 162H259L260 167L264 169V147H263L264 145L262 146V144H264V106H263L264 101H263V103H261L262 99L261 100ZM258 107H262V109L257 110ZM213 113L211 116L212 117L211 120L208 121V124L212 127L218 126L220 124L219 121L221 120V124L223 125V119H224L223 115L219 117L218 111L216 114L215 110ZM82 116L83 115L79 114L78 120L81 121V123L83 124L84 120L82 119ZM71 117H73V115H71ZM227 118H225V120L226 119L227 120L224 122H226V126L228 128L227 123L229 121H231V123L233 125V122L236 120H232V118H230L229 116H227ZM213 120H214V123H213ZM217 120L219 123L217 122ZM62 121H64V119H61V122ZM97 121L99 122V124L101 122H103L102 124H104V125L100 124V132L105 137H106V134H108L109 136L117 138V139L118 138L120 139V137L125 138V139H122V140H124L123 141L124 145L122 143V147L118 148V151L120 153L115 148V150H114L115 154H114V153H111V151H109L110 150L109 145L107 146L106 143H104L102 141V138L100 136L93 134L94 132L92 133L94 136L88 135V137H86L85 135H82V136H85L86 142L91 143V147L89 148L90 151H88V150H84V151H87L89 153H94V154L98 153L99 155L102 151L103 153H101V154L104 155V163L106 165V168H107L106 157L108 156L109 158H111V155L114 154L113 156H114V161L116 164L111 166V168L109 169V173H106L105 175L106 176L115 175L114 183L116 185L114 183H112V184L105 183L106 181L103 183L102 172H101L100 183H99L98 188H99L100 192L104 193L106 191L105 195H106V199L108 200V201L107 200L106 201L108 202L109 208H113L112 210H114L116 212V213L114 212L115 213L114 216L117 220H119V218H120V220L122 221L121 223H123V221L125 220L124 221L125 224H127V225L132 224L131 227H134V225H136V227H138V229H133L130 232H132V233H140L141 232L142 234H145L146 232L149 231V229L151 227H153V228L155 227L156 230L151 229L149 232L150 233H157L159 231L158 233H167L168 232L167 234H170V233L177 234V233L183 232V231H180L178 228L188 227V225L190 227H193V228H195L197 226H198V228H200V227H202L201 218H203L204 216H208L207 210H209V209H210V213H211L210 214L211 226L213 225V223L216 225L218 224V215H219V209L218 208L220 206L218 204H220V200H219L220 197H219V186H217L218 185V183H217L218 182L217 172L219 171V169H222L224 166L223 164H222V166H220V160H221V157L223 155H225L226 153L223 152L220 156V148H223V147L221 144V140H219L220 141L219 145L217 144V141L215 140L217 136L215 137V135H213L211 133H206V132L205 133H193V134L192 133H185L186 135L184 133H182V135L181 134H178V135L173 134L172 135V134L162 133V134H157L154 136V135H149V134H141V133L139 134V133H132V132H127V131L124 132V130L120 128L121 126L111 124L109 120L106 121L105 118H103V117H101V118L98 117ZM246 123H247V125H246ZM215 124H217V125H215ZM83 125L85 126L86 129H88V131H90V128H91L90 125H88L87 123H84ZM257 125H258V127H257ZM67 127L68 128L73 127V131H74V129H76L77 132L80 130V129H77V127L74 124V121L72 123H69V125H67ZM232 127H230V128H232ZM254 129H256V131ZM113 130L114 131L119 130V131H118V133L117 132L114 133ZM257 131H258V133H257ZM97 132H99V131H97ZM119 132H121V134ZM235 133L238 136H242V139H243L242 144H237V143L235 144V141L232 140V138H235ZM113 134L116 136H114ZM158 135L161 138V141L163 140L162 142L160 140H158V139H160L158 137ZM162 135H163V137H162ZM185 136H187L188 138ZM156 137L158 138L157 140L155 139ZM220 137L221 138L224 137L223 139H226V134L224 133ZM95 138L98 139V142H96ZM244 138H246V139L244 140ZM260 138L262 140H260ZM146 139H147V141H146ZM155 141H156V143H155ZM260 141H261V143H259ZM167 142H169L168 145H167ZM97 143H98V145H97ZM141 143L143 145H141ZM157 143H159L158 144L159 147H158V145H155ZM250 143L253 144V147L255 148V150L250 149V148H252L250 146L251 145ZM104 144H105V146L109 147L108 153H107V147L105 148ZM174 144H176V145H174ZM92 145L94 147H97L98 149L104 148L106 150L105 151H104V149L103 150H98V149L96 150V148H94ZM147 145H150V146H147ZM153 146H155V147L157 146L156 148H158V149L155 150V148ZM162 146H163V149H162ZM172 146L174 148H172ZM147 147L150 149H148ZM134 148H136V149H134ZM172 149L176 150V151H173ZM183 149H184V151H183ZM138 150H140V151H138ZM186 150H189V151H186ZM93 151H95V152H93ZM97 151H99V152H97ZM156 151H157V153H156ZM124 153H125V155H124ZM233 153H231V154H233ZM122 154L125 157H122L121 156ZM128 157H130V158H128ZM131 157H133V158L131 159ZM100 160H102V158ZM215 164H217V165H215ZM122 166H124V167H122ZM109 167H110V165L108 166V168ZM111 170H114V174H110ZM215 172H216V174H215ZM76 175L78 176V173ZM76 175H74V176H76ZM116 179H117V181H116ZM112 186H114V187L116 186V187L113 188ZM101 187H102V189H101ZM107 189H108V191H107ZM214 190H216V192H214ZM111 191L114 193H112ZM109 192H110V194H109ZM162 192H164V193H162ZM170 193H172L173 196ZM215 193H218V194H215ZM125 194H126V196H125ZM165 194L167 196H165ZM157 196H158V198H157ZM161 196L163 199L161 198ZM173 197H174V199H173ZM180 199H182V200H180ZM112 202H113V207L111 205ZM133 204H134V206H133ZM163 204H164V207H163ZM169 204H171V205H169ZM172 204H175V206H173ZM207 204H209V205H207ZM131 205H132V207H131ZM136 206L140 210H138V208ZM167 206H168V208H167ZM119 207H121V208L119 209ZM127 208H128V211L126 210ZM124 209L126 211H124ZM130 209H131V212H130ZM186 209H187V211H186ZM189 209H191V210L189 211ZM192 210H194V211H192ZM213 210H214V212H213ZM129 213H130V215H129ZM196 214H198V215L196 216ZM147 216H148V218H147ZM126 217H127V219H125ZM190 217H192V218H190ZM133 218L137 219L138 221L135 219L133 220ZM139 218H140V220H139ZM183 219H185V220H183ZM187 219H189V220H187ZM127 220H130V221H127ZM150 220L152 221V224H154V225L151 224ZM154 220H156V221H154ZM196 220H198V221H196ZM155 222L161 223V225L157 224ZM140 223H143V224H140ZM162 223L164 226L162 225ZM188 232L189 233L190 232L191 233H200V232H203V230L193 229V230H190Z\"/></svg>","mask_w":264,"mask_h":264},{"label":"built area","instance_id":"obj_4","mask_svg":"<svg viewBox=\"0 0 264 264\" xmlns=\"http://www.w3.org/2000/svg\"><path fill=\"white\" fill-rule=\"evenodd\" d=\"M58 62V59H50L43 62L42 67L43 68H52L54 67ZM213 247L215 249H219V242L214 241L212 243ZM219 263L220 264H234V258L231 256L229 251H220L219 252Z\"/></svg>","mask_w":264,"mask_h":264}]
</instances>
